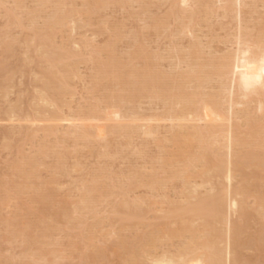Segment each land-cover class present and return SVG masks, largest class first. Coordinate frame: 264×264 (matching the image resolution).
<instances>
[{
	"label": "rangeland",
	"instance_id": "obj_1",
	"mask_svg": "<svg viewBox=\"0 0 264 264\" xmlns=\"http://www.w3.org/2000/svg\"><path fill=\"white\" fill-rule=\"evenodd\" d=\"M95 1L96 0H0V119L4 118V121L2 119L0 121L1 122L0 123V264H25V263L26 264H30V263L31 264H44V263H46V264H121L122 261H126V259H127V258L125 259L126 255L124 253L128 252V249L126 250L123 247L124 241H125V243H127V246L129 245L130 248H131V246L135 247V248L132 247L135 250H139L143 246L145 248L148 247L149 251H148V248H146V249L142 248V249H145L143 251L146 252L147 254L149 252L148 255H146V253H145L146 257L144 256V254H142L140 256L137 255L138 257H136V260H137L139 257L144 256L145 258L144 257L143 258L146 261V263H145L143 258H141L143 260H141L139 258V262L137 261L138 262L137 264H139L140 262H141L140 264H148L147 261L149 262L151 259V257H149L150 259H148V256L150 255V250L152 253L151 256H153V254H154L155 256L160 257L159 255H160V253H162L161 256L162 255H164V256L170 255V257H173V256L176 257V255H174L173 253L178 254L177 252H179V251H176V250H178L179 247H180V249H182L181 248L182 243H183L182 247L184 246V244L186 246V243H187L188 246L189 245H191L190 247L195 246V248H197V249L199 248V245H201V246L202 245L203 246L208 245V246H214L217 249L220 248L221 250H224L226 248L225 244H228V242H229L228 241V239H229L228 234L229 233H227V236H226V232L231 231L230 233H232L233 229L238 228V227H239V229H235V230L241 231L240 232L241 235H239V237L241 236L240 239L242 240L241 241L242 245H241V249L238 250L240 259L242 261L246 259L244 261V262H246V264H248V262L250 264H264V258H262V257H264V254H263L264 248L263 249L261 248V246L264 247V245H263L264 242L260 243V246L255 244L256 242L254 243L255 245H253V242H251V241H254V238H255V241H256V239H258V234L260 233L259 232L260 228L264 229V228H262V227H264V214H263L264 210H263V212H261L262 211L261 209H264V206L262 208L263 203H261V202H264V201L259 202L256 198L257 196H255V195H257V193L260 194L261 192H262L261 195H264L263 194L264 188L262 189L263 191L260 188V187H263V185H264V171L262 170L264 167L260 166L261 164L259 166L262 168L257 167V165L259 163L263 162V160H261V158H260L261 162H258V160H259L258 159L257 160L258 164H255V162H254V165L250 164L251 165L250 169L248 166L249 163L247 162L248 164L247 163L244 164L245 163L244 162L243 165H241L243 170L242 169H240V171H237L239 169L235 170V167L239 168L238 165H237L238 167L236 166V162L238 163V161H239L238 160L239 155L241 154L239 159L244 155L240 151L242 147H244L243 149L245 150V151H243V149H242L243 152H247L246 149H250L253 145H254L253 146L254 148L255 147L262 148L263 147L262 149H260V148H256V149H257V152H259V154H261L260 153L261 151H262V153H264L263 152L264 146H262V147L259 146V145H261V143H263L262 140L264 138V132L258 131L259 133H261V134H259L260 137H262V138L257 139L259 141L255 140L256 138L254 139V137H259V135H255V136L253 135V133L255 134V132L257 130H260V129H258L259 126H260V128H262V126L264 128V117H260V116H262V114L257 111V105H258L257 103L261 99L257 100V102H256V99H254L251 96L253 98L252 101H251V98L250 99L248 98L244 101V99L242 100V98L240 97L241 98V103H240L239 97L235 96L233 98V100H236V103H239L240 105L238 104V106L237 105H236V107L234 106L236 108V109L235 108L233 109V111L235 110L234 111L235 114H230L228 107H226L229 104V102H227V101H229V97L227 96L228 95L227 91L225 89L221 88L222 85L220 83L216 84L217 81L219 82V80H216L218 78L215 77L214 73H212L213 75L211 74L212 75L211 76L210 72L208 71L209 69H211V68H209L210 66H208L211 63L210 59L216 58V60L218 61L221 57H224L225 55H227V54L231 53V51H233V49L235 47L234 42H233L235 40V36H236L235 32H237L238 29H240V30L242 28L244 29V30L243 29L241 30V33L243 32L242 33L243 35H245L244 33L248 32L249 34L248 33L247 34H248L249 38H252V37L255 38L257 31L260 30V26L262 28L258 32V34L264 33V0H261V1L257 0V2H254L256 0H242V7L240 9V10H242V11H240L241 12L240 13V22L235 20L236 19V13H235L236 10L232 11V9H234V8L229 7L228 6L229 4L227 5L228 6L227 7L225 0H208V1L207 0L206 1L201 0V2H200V0H198V1L195 0L194 3H191L190 7H189L191 9L193 8L194 10H195V8H197L195 10V12L193 13V15H195L194 18L192 15V20H190V21L188 19L183 20V18H180L179 15L182 12H184V13L187 12V13H185L187 15V14H190L191 11H194V10L193 9L191 10L189 8L185 9L184 7H182V5H180L178 0H176V1L174 0L173 1L174 3L171 0H165V2H164V0H97L100 4L95 2ZM244 2H246V4ZM84 3L86 6L84 5ZM95 3H97L96 7H95ZM201 3H202V6H201ZM175 4L180 5V6H177V8H176ZM196 5L199 7H197ZM213 5L215 6V8ZM222 5H224L226 7V10H227L226 12L224 10L225 7L223 6L224 7V9H223ZM92 6H93V8H92ZM35 7H38V8H35ZM172 7L176 8V9H174ZM250 7H251V9H250ZM167 8H169V9H167ZM248 8H249V12H248ZM171 9H173V12L175 10V13H173ZM177 9H180L181 11L180 10L178 11ZM188 9H189V11L190 10L191 11L188 12L187 11ZM210 9L212 10V12ZM68 10L70 11V13ZM166 10H167V12H166ZM229 10H230V13H229ZM6 11H7V13H6ZM57 11H58V13H57ZM64 12L67 14H65ZM176 12H177V14H176ZM201 13H202V15H201ZM57 14L59 15V18H62V21L59 23L60 25L55 23L56 18H58ZM77 14H80V15H77ZM196 15H197V17H196ZM216 16L218 19L216 18ZM53 18H54V20H53ZM172 18H173V20H172ZM63 20H64V24H63ZM182 20L183 21L186 20V23L185 22L183 23ZM231 20H232V22H231ZM233 20H235V21H233ZM172 21H173V23H172ZM208 21H210V22L207 23ZM194 22H197L198 25ZM236 22L239 23L238 26H237ZM49 23L52 24L53 26L50 25ZM155 23H157V24L155 25ZM188 24H190L191 27H189ZM192 24H194V25H192ZM240 25H241V27H240ZM47 26H49V27H47ZM166 26H167V28H166ZM180 26L181 27L183 26L184 28H186L181 33H180V29L182 30L183 27L179 29ZM210 26L213 30L210 28ZM224 26L226 28H224ZM53 27H55V28H53ZM59 27L61 28V30L57 31L58 29H60ZM157 27L159 28V30H157ZM46 28H47L48 32L46 31ZM48 28H49V30H48ZM50 28H52V29H50ZM176 28L179 30L175 32ZM191 29H192V31H191ZM262 29H263V31H262ZM50 31H53V32H50ZM49 33L52 35L50 36ZM176 33H177V35H176ZM184 33H186V34H184ZM189 33H191V34H189ZM178 34H179V36H178ZM247 34L245 36H247ZM53 35H54V37H53ZM45 37H46V39H45ZM35 39H37V40H35ZM44 40H46V41L49 40V43L47 42L48 45L45 44L46 42ZM36 41L38 42L37 44H36ZM42 41H43V43H42ZM195 41L197 42L198 45L196 44ZM198 42H201V43H198ZM51 43H54V44H52L53 46L50 45ZM230 44H232V45H230ZM35 45H37V46H35ZM39 45H42V46H39ZM192 45H197L196 47L197 48L199 47L200 50L196 49V47L192 46ZM45 46H46V48L44 49L43 47H45ZM48 46L51 48H49ZM47 47L49 49H47ZM190 48H191V50H190ZM193 48H194V50L195 49L196 50L195 51L192 50ZM31 49H32V51H31ZM63 49L67 50V52L64 51ZM28 50H30V52ZM35 50H37V51L34 52ZM58 50L62 51V52H59ZM40 51L43 53H41ZM191 51L194 52L195 57L189 56ZM178 52H181V54ZM183 52H185L186 54ZM192 52H191V54L193 55ZM31 53H32V55H31ZM35 53L40 55V56H43V57H39L38 55L36 56ZM44 53H47V54H44ZM141 53H143V54H141ZM28 55H29V57H28ZM45 55H46V58H44ZM57 55H58V58H57ZM69 55L70 56L72 55V56L70 57ZM197 55H199L200 58ZM148 56L150 58H148ZM156 57H158L159 59ZM177 57H179V58H177ZM186 57H188V58H186ZM192 57L196 58V59H193ZM25 58H27V59H25ZM30 58L31 59L33 58V60L30 61ZM113 58H114V60H111ZM180 58L182 59V61L179 60ZM28 59H29V61H28ZM65 59H67V60H65ZM189 59H191V60L189 61ZM197 59L200 62L197 61ZM39 60H41V61H39ZM50 60L56 61V63H54L55 67L51 68V69L55 70L58 67L61 69V70H59V68H58V70L61 71V74L60 73L57 74V75H59V76L61 75V76L57 77V75H56L58 80H57V82H55L53 84L54 87L56 88V86L61 82L57 86V88H59L60 90L56 88V90L54 92H53V90H52V92L49 90L50 86H51L50 89H52V87H53L52 85L46 86V85H48L47 82L49 81V79L48 80L45 79V78H49V76L48 77H45V76L51 70L50 66L52 64L50 65V62H51ZM216 60L214 59V61H216ZM186 61H188L190 63L187 64ZM194 61H196L197 63ZM43 62H44V64H43ZM45 62L46 63L49 62V64H46ZM114 62H115V64H113ZM213 62L211 63L212 65H213ZM110 63H112V64H110ZM145 63H147V64H145ZM200 63H202L201 66H199V68H197L198 64L200 65ZM41 64H43V65H41ZM66 64L68 66H70V67H68L69 68L68 70L66 69L67 68ZM107 64L112 66V67H109ZM141 64L144 66L146 65V67L142 66ZM206 65H207V67H206ZM41 66L44 68L47 67L46 68L47 70L44 68H43L44 70L40 69ZM62 66L64 68H62ZM100 66H101V68H102V66L109 67L110 70L108 69V71L116 69V70H114L115 73L113 71H111V72H113V74H115V75L117 74L119 76L125 75L126 73L124 71L126 70L128 75L125 76L126 81L124 79L125 85L118 84L117 80L114 79L115 77H113L114 75H108V74L102 73L101 68L99 69ZM115 66H116V68H113ZM189 66H191V67L194 66L195 68L200 70L198 72V74L200 75V76H198L200 81H198L199 79L196 80V78H190L189 80H187L188 82L185 81L184 86L186 85L187 87L185 86L184 96L190 97V95H191V97H193L196 93L199 92L198 94H196L197 96L195 95L193 98L198 100V96H199V97H201V100H204V99L207 100L212 96V98H210V100L211 99H214V101L218 100V102H216V101L215 102L217 104H219L221 106V108L224 105H226V106H224L225 108L224 107L223 108L225 110L228 109L225 111L224 109L222 110L220 108V112H223V113H221V115H223L225 120L231 119V121H229L230 123L227 122L228 120L225 122H222V123L221 122L217 123V124H219V126L217 125L219 128L222 129L224 127L223 128L224 131H223V129H222V131H221V129H217L218 127L215 126V128H216L215 130L221 131V132L216 131V132H218L219 136L221 135L220 133H222V135L219 137V136H217V133H216L217 137L215 136L216 137L215 139L210 138V139H204V141H202V143H204V144L207 143V144H212L213 146L215 145L213 148L212 145L209 146V145L205 144L207 147L208 146L210 147L209 150L212 153L211 155H214V157H215V152L217 153L218 148L221 146L223 147V148L221 147V149L218 150V154H220V156L222 154L221 157H224V156L226 157V158L224 157V161L230 160L229 163H231V161H232V163L230 164L231 166L229 165L228 162H224L223 163V165L225 164L223 166L224 168L226 165H227V168H228V165L230 167H232L234 161H236V159L238 160L234 163L235 167L233 166L231 169H229L231 171L234 168L235 172H233L234 170H232L233 176L231 175V177L233 179L231 178V181L233 183H231L230 184L231 186H228V187H232V186L236 187L237 186L236 189L238 191V188L242 187L243 183L247 181L246 176H247V178L249 176L248 183L252 182L255 178H257V179H255V180H257L256 183L251 184L253 187H251L250 184H244V186L246 185L247 187H251V190L253 188L252 193L247 191V193H246L247 195L243 194V193H245V189H243L244 187L240 188V190L243 189L244 192H241L240 190L237 192L235 190L237 193L240 192L239 196L242 193L243 196L245 195V197H246V198H244V197L241 198V196H242L241 195L240 200L244 199V201L242 200L243 201L242 202L243 203L242 210L244 209L247 212L242 211V213H245L246 214L245 216L247 218H245L244 214L240 213L241 211L240 212L237 211L235 213L228 214L227 220L225 218L224 221H226V222H224L223 225H222L223 222L222 223L219 222L221 227H219L218 223L215 224V222H218V221H215V222L211 221L210 224L208 225V227L210 226V228L211 227L212 228L210 229L207 227L208 230H210V232L212 231V229L214 228L215 225L216 226L218 225V227H219L218 230H221V229L223 230V231L222 230L217 231V233L224 232V237H219V234H218L217 235L218 237L216 238L215 234H217V233H216L215 228L217 229V227L215 226V228H214L215 238H213L212 240H211L212 234L210 232H208L211 234L210 240H208L209 234L207 232H206L207 234H205V231H207L206 228L202 227L203 224L200 221L201 219H199L198 217L196 218V216H199L197 212L192 213L196 219L194 218V216H190L192 214H189L188 217L193 218V222H192V219L189 220L186 217L187 216L186 214H185L186 215L185 217H182V215L184 216V214L182 212L179 213L180 210L178 209L181 207L180 206L181 204H182V206L190 205V203L187 202V201H189V202H193L191 204L192 208L194 209V207H195L194 210H197V208H198L197 203L199 202L198 199L200 197L203 198L204 196H206V198H210V193H211V197L216 199V198H218V196L214 197L213 195L217 194L216 190L218 191V189L221 187H223V188L219 189V191H221L222 189H224V190H222L221 193L220 192L218 193V194L223 193L222 196H220L219 198L225 197V196L228 197L230 195L229 193H227L229 189H227V187H225L226 186L225 184H227L226 183L227 180H226V178L224 179V177H225L224 172H226L227 168H225V170H223V172L220 173V175L217 174V176L216 175L211 176L212 174L217 173V172L213 173L214 165L212 166L211 164H214V161L213 162L211 161V164H210V162L206 163L205 165L207 166L209 164L211 169L213 167L212 170L209 167L207 168L212 172L211 173L208 170L207 173L210 172L211 174L207 175V173H206V177L208 176L207 180H208V178L209 179L213 178V179L208 180L209 182H211L210 184H208V181L205 180L206 178L204 179L203 176L205 174L201 173L202 172V164L204 162L203 163L201 162V157H200L203 155H200V154L197 155V153L202 152L201 149H205L204 144L201 145L202 144L201 143L200 144L201 146H199V145L197 146L196 144H194V145H196V147L192 146L193 150L195 149L194 151L197 155V156L194 155L195 157L193 156V154H195V153H192L193 152L192 147L189 145V143L187 141L183 145L185 146V144L186 145L188 144L189 148L191 147L190 149L187 147L185 149V147H182V146L180 149H178V147H174V146H176L175 144L172 147V144L174 142L172 140H173V136L175 134L172 129L177 130L178 128H180V129H183V130L179 129L180 131H182L183 133H186V132H190L192 129L193 130L196 129V126H197V128H198V126H200L199 128H201V125H202V127L205 126V124L203 125L204 122L198 123V121H196V120H191L193 118V116H191L192 118L189 119L188 116L190 117L191 114L186 113L187 111L184 113V111L181 108V106H183L181 102H180V106H178V104H179L178 100L173 99V98H169L172 100L171 101L168 98H166V96H172L174 94H177V91L174 88L173 84H175V82L179 81L181 79V76H185L186 73L190 71ZM38 67H40V68H38ZM105 67L102 69L107 71V69H105ZM121 68L124 71L123 70L120 71ZM185 68H187V69L185 70ZM207 68H209V69H207ZM64 69H65V71H64ZM139 69H140V71H139ZM201 69H203V70H201ZM70 70L74 71V73L71 72ZM210 71L212 72V69ZM44 72L46 73V75ZM51 72L56 73V70L55 71L51 70ZM144 72H146V73H144ZM204 72H206L207 74L204 75L205 74ZM99 73L104 74L105 77L107 76V79L102 74H99ZM147 73L152 74V75L156 74V76L160 75L159 77L163 78V80L162 79L161 80L165 85L167 83H169L168 84L169 86L166 85V93L168 92L171 95L168 94L166 96H162V98L158 97V95L155 93L157 91L155 84H149L150 87L147 86L146 91H144V93L143 92L139 93V92L135 91L133 88L134 87H135V89L139 88V85L142 82V81H140V80H142V75L147 74ZM163 73H164V75H162ZM179 73H181V74H179ZM67 74L70 76H68L67 79L65 80ZM182 74H184V75H182ZM208 74L210 76H208ZM63 75L65 77H63ZM75 75H76V77H75ZM136 75L140 76V78L139 77L137 78ZM130 76H132V77H130ZM161 76H163V77H161ZM206 77H209V79H207ZM174 79H176L175 82H174ZM205 79H207V81ZM42 80H44V81H42ZM45 80H47V81H45ZM63 80L65 82H67V85L64 83ZM164 80L165 81L167 80V81L164 82ZM201 80H203V82ZM54 81H56V79H54ZM138 81H140V82H138ZM170 82L171 83L174 82V83L171 84ZM204 82H206V83H204ZM64 85L66 88L63 87ZM151 85L153 86V88ZM42 86H43V88H42ZM60 86L62 89L60 88ZM171 87H173L174 89ZM188 87H190V88H188ZM45 88L47 89L48 92H46V91L44 92ZM41 89H43V91H41ZM124 89H125V91H124ZM197 89H199L200 91H198ZM218 89H220V92ZM35 90H36V92H35ZM60 91H61V93H60ZM123 91H124V93H123ZM130 91H133V92H130ZM55 92L58 95H60V94L61 95L58 96L57 94H55ZM134 92H136V93L134 94ZM147 92L149 94H146ZM45 93H48V94H45ZM50 93H51V95H50ZM132 93L134 94V96L132 95ZM142 93H143V95H141ZM186 93H187V95H186ZM130 94H131V96H130ZM39 95H40V97H38ZM42 95L44 96L45 101L44 100L42 101V99H43L41 97ZM109 95H111V96H109ZM112 95H115V96H112ZM120 95H123L124 97H122ZM137 95L138 96L141 95V96L136 98ZM33 96H34V98H33ZM213 96H214V98H213ZM218 96L221 99L217 98ZM60 97H61V99H60ZM121 97L123 99L124 98L125 99L123 100V99H121ZM157 98H159V99H157ZM255 98L258 99V97H255ZM35 100H37V101H35ZM46 100H48V101H46ZM199 100H200V98H199ZM219 100H221V101L219 102ZM242 101H244V102H242ZM59 102H61V103L59 104ZM133 102H135V104ZM53 103H56V105ZM47 104H49V105H47ZM41 105L43 107H40ZM48 106H49V108H48ZM170 106H171V108L168 109V107H170ZM38 107H40L41 110ZM45 107H46V109H45ZM34 108H38V109L34 110ZM124 108H125V110H124ZM178 108H180V110H182V111H180V113L183 112L182 115L178 113L179 112ZM170 110H172V111H170ZM173 110H174V112H175V110H176V112L178 111L177 113L175 112V114L176 115L178 114L177 116H179V117L182 116L183 119H185V120L180 121V122H172L171 119L173 117H175ZM233 111H232V113H233ZM53 112L56 113V115H54ZM115 112H118L120 117H115V115H114ZM169 112L171 115H172V113L174 115V116L170 115L171 119L168 118ZM248 112H250V113H248ZM35 114L38 116H35ZM49 115H52V116H49ZM228 115H230L231 118ZM58 117H60L61 119H59ZM9 118L11 119L10 122H8L10 120ZM64 118H66L68 120L73 119V121L76 122L75 123L76 126L78 125L77 128H76V126H72L73 128L72 127L70 128L71 125H68L70 123L65 122ZM187 118L189 121H186ZM7 119H9V120H7ZM78 119H80V120H78ZM169 120H171V121H169ZM73 121L71 124H74ZM190 121H192V123ZM259 121L261 124H259ZM247 122H251V123H248L249 125H254V124L256 125L255 127L252 126L253 128H256L255 132H253L254 129L250 128L251 126L249 127L248 124H247L248 128L247 129L245 128V130H244V127H246L245 124ZM172 124L174 126L176 124L178 127L177 126L174 127ZM89 125L92 128L88 127ZM185 125H186V127H185ZM232 125H233V127L231 128ZM181 126H183V127L181 128ZM46 127H47V129H46ZM66 127L68 130L65 129ZM82 127H84V128H82ZM74 128H76V130ZM145 128H149L151 130V133H150L151 135L150 134L149 135L143 134V130ZM236 128H237V132H239L238 134H237V132L236 133L234 132V129H236ZM42 129L45 130V132L42 131ZM82 129L91 130L90 132H92V133H95L98 130L102 131L100 140H98V138H93L95 140V142H94L92 139L81 138L78 135V131H80ZM228 129H229V132L227 131ZM250 129L252 130L253 133L250 132L251 131ZM73 130L77 133V135H75L76 133L72 134V132H74ZM171 130H172V132H171ZM179 130H177V131L180 132ZM225 130H226V132H225ZM230 130L237 135H235L234 133L232 135L230 133L231 132ZM4 131H5V133H4ZM64 131H66L65 132L66 134L65 133L63 134ZM117 131H119V132H117ZM177 131H175V132H177ZM141 132L143 134L142 136H141ZM111 133H113V134H111ZM223 133H225V134H223ZM249 133H251L250 135H252V136L249 135L250 137H247L248 135H246V134H249ZM120 134L122 136H120ZM227 134H229V135L231 134L232 139H234V138L237 139L239 137L241 139V140L238 139V140H240L239 142L237 141L238 144H236V141H235V146H234L235 149L233 146H231L232 151L226 150L227 148L224 149L227 146L226 145L227 141L224 139V138H226L225 135H227ZM256 134H257V132H256ZM69 135H71V136H69ZM233 136H235V137H233ZM241 136L242 137L244 136V138L246 136V140H249L248 143ZM117 137H119V138H117ZM208 140L211 143H209ZM211 140H215L216 143L214 141L212 142ZM242 140H244V141H242ZM92 141L94 144H92ZM222 141H225V143H223ZM250 141L252 143H256V144H252ZM85 142H87L88 144L87 143L85 144ZM240 142H243V143H240ZM244 142H246L249 145V147ZM249 142H250V144H252L251 146H250ZM259 142H260V144H257ZM219 143L221 144V146ZM216 144L218 145V148H216L217 147ZM240 144H243V146H241V148H240ZM125 145H127V146H125ZM236 145H239L240 149ZM244 145H246V146H244ZM162 146L164 147V149ZM253 147L250 150L253 151L254 150ZM199 148H200V150H199ZM212 148L214 149V151ZM88 149H90V150H88ZM131 149H132V151H131ZM176 149H178L180 152L182 151L181 152L182 155L185 154L184 149L186 151H187V149H189L186 152L187 155H184V157H185V160L186 159L188 160V157L190 156L191 159L189 158V160H191V162H188L189 160L185 161L184 158H183V161H185L186 163L185 162L183 163V161L181 160L182 158L176 159V157H178L176 155L180 154L178 151H176ZM215 149H217V150L215 151ZM259 149H260V151H259ZM197 150H198V152H196ZM234 150L238 151V152H236L237 154L233 153V152H235ZM223 151H225V152L221 153ZM130 152H131V154H130ZM176 152H178L179 154ZM210 152H209V154H210ZM229 152H230V154H229ZM171 153H173V154H171ZM188 153L189 154L191 153V155H188ZM209 154L207 153L208 158L205 156L204 159H206V158H207L206 160L212 159V156H210ZM234 154L238 155L237 158H236V155H235V157H232ZM165 155L168 157H166ZM182 155H179V157H182ZM262 155L264 156V154H262ZM227 156L231 157V158L229 159V158H227ZM263 156H262V158H263ZM160 157H162V158L165 157V158L162 160V158H160ZM196 157H199L200 159L197 160L198 158H196ZM160 159H161V161H160ZM194 159H196L195 162H197V165L195 163V166L193 164ZM212 160H214V158ZM60 161L62 162L63 165L61 164ZM198 162H201V163L199 164ZM66 163H67V165H66ZM187 163H189V164H187ZM184 164H186V165H184ZM191 164H193V165L191 166ZM170 165L173 166V167L171 166L172 167L171 169L173 171L171 169H169L170 167L168 168V166H170ZM245 165L247 167L244 168L243 166H245ZM185 166H187V167H185ZM241 166H240V168H241ZM189 167H191V168H189ZM165 169H167V170H165ZM258 169H259V172H258ZM59 170L61 172H57ZM66 170H67V172H66ZM168 170H170L171 172ZM181 170L184 173L187 170H189V171H187L185 173V175H183L184 173H182ZM184 170H186V171H184ZM174 171H178L177 173H179L181 171V173H179L178 175H176V177H174L176 174ZM190 171H191V173H190ZM198 171H199V173H198ZM236 171H237V173H236ZM252 171L256 175L255 178L253 177L254 175L250 176V174H253ZM193 172L196 173V175L201 174L200 178H198L199 176H196V177L194 176L195 178H188V177H191L189 175H192V176L194 175ZM235 173L236 174L239 173L237 175V177H236ZM154 174L156 175V178L154 177L155 176ZM161 175H162V177H161ZM242 175L245 176V178ZM142 176H144V177L141 178ZM241 176L243 177V181L239 180L241 178ZM167 177H169V178H167ZM186 177H187V181L189 180L188 183L186 181ZM217 177H219V178H217ZM220 177H221V179H220ZM158 178H160V179H158ZM202 179H204L205 181L202 182ZM218 179H219V181L217 182ZM236 180H238V181H236ZM127 181L129 183H127ZM239 181H242V182L240 183ZM51 182H53V183H51ZM216 182H217V184L222 182L223 185L220 184V186L219 185L217 186ZM185 183L187 185H185ZM257 183L259 184V186H257L258 185ZM77 184H79V185H77ZM133 184H135V185H133ZM203 184L205 186H203ZM214 184L216 185V188H218V189H216V190L214 189L215 188ZM197 185H198V188H197ZM211 185L214 186L213 187L214 190L212 189ZM248 185H250V186H248ZM95 186H97V187H95ZM132 186H134V187H132ZM186 186H188V188L189 187H191V188L187 189ZM192 186L194 187V190H196V191H193ZM42 188H44L43 191H42ZM47 188L48 189L51 188L50 190L51 191L53 190V193L55 192V194L50 195L51 197L48 196L49 194H52V193L50 190L47 192L46 191ZM89 189L91 190V191H89L90 194H92V195H90V197L92 196L91 199H89V192H87ZM210 189H212L213 192ZM248 189L249 188H246V190H248ZM225 190H227V191L225 192ZM258 190H260V191H258ZM182 191L186 192V193H187V191H189V193H187L189 195L187 196V194L183 193ZM190 191L192 192L191 194H190ZM231 191H229V192H231V195H232L233 192H235V191L234 190H231ZM254 191L255 192L258 191V192H256V194H255V193H253ZM39 192H40V194L43 195V196L41 195V197H43V198H46L47 196L50 197V198H47V200L49 201L50 204L48 202H45L46 206L49 207L50 210L46 207L41 206V203H42V205H44V203L40 200L41 197L38 194ZM46 192L48 195L46 194ZM204 192H206V193L204 194ZM208 192H210V193H208ZM83 193L84 194L88 193V196L83 195ZM125 193H127V194H125ZM207 193L209 196L206 195ZM248 193L250 195H248ZM181 194H183V196ZM44 195H46V196H44ZM185 195L187 198L185 197ZM234 195H236V194L234 193ZM83 196H85V197H83ZM194 196L197 197L196 200H195ZM129 197H130V199H129ZM184 197L186 199H188V200H186V202L183 201L185 199ZM191 197H193V198H191ZM235 197L237 199H239L237 196H234L233 198H235ZM148 198H149V200H148ZM259 198L260 197H258V199ZM38 199H39V201H38ZM87 200H89L88 204H87V202H88ZM203 200H205V198ZM255 200H257L261 204H257L256 203L257 201H255ZM259 200H263V199L260 198ZM36 201L37 202L41 201L40 205ZM81 201H84L86 203V205H90V206L89 207L86 205L84 206L83 204H85V203L84 202L81 203ZM118 201L120 204L118 203ZM78 202H79V204H77ZM132 202L136 205H139V208L136 207L138 210L135 207H133ZM149 202H151V207H150V204H148ZM47 203L49 206L47 205ZM175 203H177L179 205L176 206ZM183 203H185V204H183ZM121 204H123V205H121ZM126 204L128 207L126 206ZM92 205H94L93 208H91ZM168 205H170V206H168ZM40 207L43 208L42 212L44 214H42V212H40ZM86 207H87V209L85 210L84 208H86ZM126 207H127L126 210H130V211L127 212L125 210ZM89 208H90V211H88ZM166 208H168V209L166 210ZM44 209H47V210H44ZM75 209H77V210H75ZM174 209H176L175 212L177 214L175 212L174 213L172 212V211H174ZM256 209H258V210L260 209L259 210L260 212L257 211ZM69 210H71V211H69ZM160 210H162L163 214L161 213ZM168 210H171V211H168ZM37 211L41 214H38ZM50 211H53V214H55V216ZM83 211H86V212H83ZM119 211H121V212H119ZM117 212H119L120 215ZM133 212H135V213H133ZM136 212H138V213L136 214ZM89 213H91V214H89ZM128 213L131 215L129 216ZM139 213H140V215H139ZM126 214L128 215L126 217H131L127 221V222L131 221V224L129 225L130 227L128 226V224L130 222L124 223V224H122L120 222L121 221L120 219L123 218L122 216H124ZM240 214H242V215H240ZM161 215H163V217ZM173 216H174V218H173ZM232 216H234V217L232 218ZM178 217H182L181 223H184L185 221H187V222L191 221L192 224L193 223H196V224H193L194 227H191L192 225L189 224L190 222L186 223L187 225H183L180 223V220H178L180 225L181 226L183 225V226L182 227L177 226V227L173 228L175 226L174 222H177ZM241 217L245 218V220H244L245 223L243 225H242L243 220L242 221L240 220ZM17 218H18V220H17ZM51 218L53 219L54 222L52 221L50 223L49 221L52 220ZM124 218H125V216H124ZM186 218L188 220H186ZM244 218H242V219H244ZM13 220H15L17 222L18 226L15 223V221H13ZM37 220L39 221V223L37 222ZM41 220H43L44 222L46 221L51 225L53 224L52 228L48 226L49 224H47V223L45 224L44 222H41ZM196 220H198V222H200V225ZM124 221H125V219L122 222H124ZM7 222L11 226H9L7 224ZM98 222H99V224H98ZM212 222L215 225H212ZM116 223H118V224L116 225ZM156 223H157V225H155ZM165 223H167V224H165ZM234 223H236L238 225L240 223L241 226L237 225L238 226L237 227L236 224H234ZM173 224H174V226H172ZM14 225H15V227H12ZM42 225H44V226L42 227ZM230 225H233L234 228H233V226H230ZM27 226H29V227H27ZM34 226L37 228L34 229ZM38 226H40V227H38ZM47 226H48V228H47ZM185 226L190 227V229L195 228V226H196L198 230L196 229V232H195V229H192V230H194V231H192V232H194L193 235H190L189 232L186 234H183V231L185 230V228H184ZM200 226H201V228H200ZM8 227H9V229H8ZM25 227H27L28 229H26ZM161 227H162V229H161ZM241 227H242V229H240ZM41 228L44 229V232L41 230ZM49 228H51V229L48 230ZM157 228H159V229H157ZM163 228H165V229H163ZM176 228H178V229H176ZM182 228H184V229H182ZM202 228H204L203 231H202ZM229 228H230V230H227ZM29 229H32L34 231H32V230L29 231ZM174 229H176V230L174 231ZM179 229H181V231ZM22 230H23V234H22ZM27 230L29 232H27L28 234H27V236H25L26 235L25 233ZM163 230H165V231H163ZM167 230H168V232H167ZM177 230L180 231V233L182 232L181 234H183V236L182 235L179 236L180 233L176 232ZM200 230L202 233H200V235H197V237H196V234L199 233ZM170 231H172V233ZM173 231H174V233H173ZM186 231L187 230H185L184 232H186ZM256 231H258V232H256ZM35 232H37L36 237H35ZM164 232L166 233V235L167 234L169 235V233H170L171 236H169V237H171V238L167 237L168 235L165 236ZM262 232H264V231L262 230ZM262 232H261V234H262ZM12 233H14V234H12ZM212 233H213V231H212ZM10 234H12L13 236H11ZM29 234L31 237L29 236ZM41 234H44V235H41ZM221 234H223V233H221ZM148 235H151L154 238H151V236H148ZM175 235H177V237L179 236V238H175L176 237ZM189 235H190V238H188ZM205 235L207 238L205 237ZM21 236H22V238H21ZM173 236H175V237H173ZM191 236L194 238H192ZM229 236H230V234H229ZM262 236H263V234H262ZM26 237H28V239ZM142 237H143V239H142ZM146 237L147 238L149 237L148 238L149 240L145 239V241H148V243L143 242L144 238H146ZM203 237L208 240L207 243H205L207 240H204ZM25 238H26V240H25ZM37 238H38V240H37ZM40 238H43V239H40ZM137 238H138V240H136ZM201 238H203V241ZM260 238H262V237H260ZM22 239L25 241H23ZM29 239H31V241ZM151 239H153V241H151L152 243L150 242ZM187 239L189 242H186ZM215 239H217V241ZM219 239H221V240L223 239V240L219 241ZM154 240H155V242H154ZM165 240H166V242H165ZM169 240H171V241H169ZM160 241H162L161 244L159 243ZM25 242H27V243H25ZM28 242L30 244H32L31 250H30V246H29L30 244H28ZM142 242L144 243V245H142L143 244ZM37 244H40V246ZM145 244H148V245L145 246ZM137 245H139V247ZM149 245H150V247H149ZM246 245L250 248V250H245V249H249L248 247H246ZM26 246L29 248L27 249ZM38 246L40 248L42 247V249L39 248L41 251L37 249ZM256 246H258L259 248L257 247L254 249V247H256ZM260 248L262 249V252H261ZM116 249H117V251H116ZM199 249H201V248H199ZM258 249H259V251H258ZM101 250H102V252H101ZM201 250L204 251L203 248ZM201 250H198V252H200ZM43 251H45V253H43ZM40 252H42L41 255L39 254ZM92 252H94V253L92 254ZM171 252L173 255L171 254ZM200 253H202V252H200ZM127 254H130V252H128ZM241 254H243V255H241ZM260 254L262 256H260ZM102 255H103V257H102ZM99 256H100V258H99ZM128 256L129 255H127L126 257H128ZM245 256H247V257L245 258ZM44 257H45V259H44ZM41 258H43L44 260ZM20 261H21V263H20Z\"/></svg>",
	"mask_w": 264,
	"mask_h": 264
},
{
	"label": "bare ground",
	"instance_id": "obj_2",
	"mask_svg": "<svg viewBox=\"0 0 264 264\" xmlns=\"http://www.w3.org/2000/svg\"><path fill=\"white\" fill-rule=\"evenodd\" d=\"M172 2L174 1V0H171ZM170 1V2H171ZM176 1V0H175ZM194 1L195 0H178V2L180 3V5H182V7H184L185 9H187V8H189L190 7V4L191 3H194ZM196 1H198V0H196ZM206 1V0H205ZM208 1V0H207ZM226 1V6L228 5L229 7H231V8H234V9H232V11L233 10H236V19L235 20H237L238 22H240V11H242V10H240L241 9V7H242V0H225ZM261 1V0H260ZM90 2V1H89ZM95 2H97V3H99L97 0L95 1ZM164 2H165V0H164ZM167 2V1H166ZM169 2V3H170ZM200 2H201V0H200ZM247 2V1H246ZM246 2H244L245 4H246ZM254 2H257V0L256 1H254ZM43 3V2H42ZM97 3H95V7L97 6L96 4ZM127 3V2H126ZM174 3V2H173ZM224 3V2H223ZM222 3V4H223ZM249 3V2H248ZM100 4V3H99ZM218 4V3H217ZM254 4V3H253ZM41 5V4H40ZM44 5V4H43ZM84 5H85V3H84ZM176 5V4H175ZM174 5V6H175ZM180 5H176V8H177V6H180ZM199 5V4H198ZM86 6V5H85ZM89 6V5H88ZM91 6V5H90ZM193 6V5H192ZM197 6V5H196ZM201 6H202V3H201ZM214 6V5H213ZM224 5H222V7H223ZM227 6V7H228ZM252 6V5H251ZM16 7V6H15ZM181 7V8H182ZM197 7H199V6H197ZM206 7V6H205ZM210 7V6H209ZM225 7V6H224ZM224 7H223V9H224ZM35 8H38V7H35ZM55 8V7H54ZM53 8V9H54ZM86 8V7H85ZM89 8V7H88ZM92 8H93V6H92ZM172 8H174V7H172ZM176 8H174V9H176ZM201 8V7H200ZM207 8V7H206ZM214 8H215V6H214ZM213 8V9H214ZM219 8V7H218ZM257 8V7H256ZM97 9V8H96ZM167 9H169V8H167ZM189 9H191V8H189ZM189 9L187 10L188 12H190L189 11ZM197 8H195V10H196ZM229 9V8H228ZM250 9H251V7H250ZM34 10V9H33ZM59 10V9H58ZM65 10V9H64ZM172 10V12H173V9H171ZM178 11L180 10V9H177ZM194 10V9H193ZM195 10L194 11H191V13L190 14H185V13H187V12H182V13H180V15H179V17L180 18H183V20L184 19H188L189 21L190 20H192V15H193V13L195 12ZM211 10V9H210ZM225 12L227 11L226 10V7H225ZM254 10V9H253ZM14 11V10H13ZM69 11V10H68ZM91 11V10H90ZM181 11V10H180ZM185 11V10H184ZM209 11V10H208ZM9 12V11H8ZM73 12V11H72ZM87 12V11H86ZM89 12V11H88ZM96 12V11H95ZM94 12V13H95ZM166 12H167V10H166ZM201 12V11H200ZM211 12H212V10H211ZM224 12V13H225ZM248 12H249V8H248ZM6 13H7V11H6ZM57 13H58V11H57ZM65 13V12H64ZM69 13H70V11H69ZM91 13V12H90ZM173 13H175V10H174V12ZM172 13V14H173ZM179 13V12H178ZM208 13V12H207ZM229 13H230V10H229ZM65 14H67V13H65ZM74 14V13H73ZM176 14H177V12H176ZM197 14V13H196ZM226 14V13H225ZM228 14V13H227ZM8 15V14H7ZM34 15V14H33ZM77 15H80V14H77ZM143 15V14H142ZM174 15V14H173ZM201 15H202V13H201ZM230 15V14H229ZM235 15V14H234ZM55 16V15H54ZM63 16V15H62ZM194 16L195 15H193V18H194ZM199 16V15H198ZM223 16V15H222ZM231 16V15H230ZM33 17V16H32ZM56 17V16H55ZM57 17L58 18H56V24H59L61 21H62V18H59V15L57 14ZM196 17H197V15H196ZM206 17V16H205ZM227 17V16H226ZM229 17V16H228ZM73 18V17H72ZM216 18H217V16H216ZM65 19V18H64ZM171 19V18H170ZM215 19V18H214ZM218 19V18H217ZM230 19V18H229ZM242 19V18H241ZM53 20H54V18H53ZM73 20V19H72ZM172 20H173V18H172ZM179 20V19H178ZM182 20V21H183ZM201 20V19H200ZM224 20V19H223ZM235 20H233V21H235ZM66 21V20H65ZM52 22V21H51ZM155 22V21H154ZM164 22V21H163ZM162 22V23H163ZM178 22V21H177ZM180 22V21H179ZM186 23V20L185 21H183V23ZM210 21H208L207 23H209ZM214 22V21H213ZM231 22H232V20H231ZM238 22H236L237 23V26H238ZM172 23H173V21H172ZM194 23H196L197 24V22H194ZM206 23V24H207ZM212 23V22H211ZM243 23V22H242ZM50 24V23H49ZM48 24V25H49ZM54 24V23H53ZM63 24H64V20H63ZM157 23H155V25H156ZM201 24V23H200ZM244 24V23H243ZM259 24V23H258ZM21 25V24H20ZM50 25H52V24H50ZM60 25V24H59ZM58 25V26H59ZM69 25V24H68ZM162 25V24H161ZM176 25V24H175ZM174 25V26H175ZM189 25V27H191V25L190 24H188ZM192 25H194V24H192ZM198 25V24H197ZM213 25V24H212ZM211 25V26H212ZM227 25V24H226ZM260 25V24H259ZM53 26V25H52ZM211 26H210V28H211ZM235 26V25H234ZM236 26V27H237ZM47 27H49V26H47ZM56 27V26H55ZM55 27H53V28H55ZM155 27V26H154ZM177 27V26H176ZM183 27V26H182ZM181 26L179 27V29L180 28H182ZM197 27V26H196ZM195 27V28H196ZM208 27V26H207ZM240 27H241V25H240ZM256 27V26H255ZM58 28V27H57ZM60 28V27H59ZM75 28V27H74ZM156 28V27H155ZM154 28V29H155ZM166 28H167V26H166ZM222 28V27H221ZM224 28H226L225 26H224ZM261 26H260V30H261ZM37 29V28H36ZM44 29V28H43ZM50 29H52V28H50ZM179 29H177L176 28V30H175V32L176 31H178ZM186 28H182V30L180 29V33L181 32H183L184 30H185ZM212 29V28H211ZM228 29V28H227ZM243 29V28H242ZM241 29V30H242ZM48 30H49V28H48ZM55 30V29H54ZM59 30H61V28L60 29H58L57 31H59ZM156 30V29H155ZM157 30H159V28L157 27ZM213 30V29H212ZM231 30V29H230ZM241 30L240 29H238L237 30V32H235L236 33V36H235V40L233 41L234 42V45H235V47H234V49H233V51H231V53H229V54H227V55H223L224 57H219L220 59L217 61L216 60V58H213V59H210L211 60V63L214 61V59L216 60V61H214L213 62V65L210 63V65H208V66H210L209 68H211L212 69V72L210 71L211 69H209V68H207V69H209L208 71L210 72V75L212 74V73H214V75H215V77H217L218 79H216V80H219V82L217 81L216 82V84H221L222 86H221V88H223V89H225L226 91H227V93H228V97H229V101H227V102H229V104H228V106H226V105H224V106H226V107H228V109H229V111H230V114H235L234 113V111H233V109L236 107V105L238 106V104L239 103H236V100H233V98L235 97V96H237V97H239V99H240V103H241V98H242V100L244 99V101L246 100V99H250L251 98V101H252V99L254 98V99H256V102H257V100H259V99H261V100H259L258 101V105H257V111L259 112V113H261L262 114V116H260V117H264V87H261L260 86V84L259 83H257L256 82V80H257V77H259V74H260V67H259V53H260V51H261V49H264V33L263 34H258V32L260 31H257V36L255 35V38H249L248 37V34L247 33H244L245 35L247 34V36H245V35H243L242 33H241ZM244 30V29H243ZM37 31V30H36ZM43 31V30H42ZM46 31H47V28H46ZM172 31V30H171ZM191 31H192V29H191ZM262 31H263V29H262ZM261 31V32H262ZM48 32V31H47ZM50 32H53V31H50ZM187 32V31H186ZM250 32V31H249ZM160 33V32H159ZM36 34V33H35ZM184 34H186V33H184ZM189 34H191V33H189ZM228 34V33H227ZM231 34V33H230ZM49 35L51 36L52 34H50L49 33ZM176 35H177V33H176ZM183 35V34H182ZM34 36V35H33ZM39 36V35H38ZM37 36V37H38ZM45 36V35H44ZM43 36V37H44ZM178 36H179V34H178ZM193 36V35H192ZM215 36V35H214ZM232 36V35H231ZM53 37H54V35H53ZM135 37V36H134ZM182 37V36H181ZM213 37V36H212ZM42 38V37H41ZM175 38V37H174ZM194 38V37H193ZM45 39H46V37H45ZM137 39V38H136ZM35 40H37V39H35ZM50 40V39H49ZM49 40L48 41H46V40H44L46 43L45 44H47V42L49 43ZM32 41V40H31ZM41 42V41H40ZM196 42V41H195ZM33 43V42H32ZM38 42L36 41V44H37ZM42 43H43V41H42ZM171 43V42H170ZM193 43V42H192ZM191 43V44H192ZM198 43H201V42H198ZM52 44H54V43H51L50 45H52ZM173 44V43H172ZM195 44V43H194ZM196 44H197V42H196ZM48 45V44H47ZM198 45V44H197ZM197 45H192V46H197ZM230 45H232V44H230ZM35 46H37V45H35ZM39 46H42V45H39ZM53 46V45H52ZM49 47V46H48ZM47 47V49H49V48H51V47H49L48 48ZM231 47V46H230ZM229 47V48H230ZM33 48V47H32ZM40 48V47H39ZM44 49L46 48V46L45 47H43ZM188 48V47H187ZM35 49V48H34ZM43 49V50H44ZM61 49V48H60ZM196 49H198V50H200L199 49V47L197 48L196 47ZM195 49V50H196ZM56 50V49H55ZM64 51H66L67 52V50H65V49H63ZM187 50V49H186ZM190 50H191V48H190ZM192 50H194V48L192 49ZM194 50V51H195ZM29 52H30V50H28ZM31 51H32V49H31ZM37 50H35L34 52H36ZM59 51V50H58ZM109 51V50H108ZM244 51H251V53H252V58H250L249 60H248V62L247 63H244V61H243V57L241 56V59H240V61L238 62V60H237V53L238 52H244ZM41 52V51H40ZM47 52V51H46ZM59 52H62V51H59ZM65 52V53H66ZM70 52V51H69ZM111 52V51H110ZM139 52V51H138ZM192 52V51H191ZM191 52H190V55L189 56H193V57H195L194 56V52H192L193 53V55L191 54ZM198 52V51H197ZM41 53H43V52H41ZM50 53V52H49ZM54 53V52H53ZM52 53V54H53ZM71 53V52H70ZM69 53V54H70ZM76 53V52H75ZM178 53H180L181 54V52H178ZM183 53H185V52H183ZM196 53V52H195ZM226 53V52H225ZM44 54H47V53H44ZM67 54V53H66ZM65 54V55H66ZM109 54V53H108ZM113 54V53H112ZM133 54V53H132ZM139 54V53H138ZM141 54H143V53H141ZM186 54V53H185ZM31 55H32V53H31ZM35 55L37 56L38 54H36L35 53ZM49 55V54H48ZM62 55V54H61ZM149 55V54H148ZM209 55V54H208ZM39 57H43V56H40V55H38ZM51 56V55H50ZM55 56V55H54ZM67 56V55H66ZM70 56V55H69ZM72 56V55H71ZM70 56V57H71ZM111 56V55H110ZM133 56V55H132ZM142 56V55H141ZM198 57H199V55H197ZM204 56V55H203ZM213 56V55H212ZM28 57H29V55H28ZM34 57V56H33ZM65 57V56H64ZM114 57V56H113ZM147 57V56H146ZM192 57V58H193ZM197 57V58H198ZM35 58V57H34ZM44 58H46V55L44 56ZM43 58V59H44ZM52 58V57H51ZM57 58H58V55H57ZM56 58V59H57ZM61 58V57H60ZM67 58V57H66ZM69 58V57H68ZM115 58V57H114ZM114 58L113 59H111V60H114ZM132 58V57H131ZM148 58H150L149 56H148ZM156 58H158V57H156ZM177 58H179V57H177ZM176 58V59H177ZM186 58H188V57H186ZM200 58V57H199ZM202 58V57H201ZM25 59H27V58H25ZM159 59V58H158ZM193 59H196V58H193ZM192 59V60H193ZM218 59V58H217ZM31 60H33V58L31 59L30 58V61ZM65 60H67V59H65ZM137 60V59H136ZM135 60V61H136ZM179 60H181L182 61V59L180 58ZM188 60V59H187ZM191 59H189V61H190ZM209 60V59H208ZM28 61H29V59H28ZM39 61H41V60H39ZM51 61V62H50ZM49 62H50V69L51 68H54L55 66V64L54 63H56V61H52V60H50ZM140 61V60H139ZM149 61V60H148ZM178 61V60H177ZM197 61H199L198 59H197ZM49 62L48 63H46V64H49ZM180 62V61H179ZM187 62V64L188 63H190V62H188V61H186ZM194 62H196V61H194ZM193 62V63H194ZM200 62V61H199ZM30 63V62H29ZM148 63V62H147ZM147 63H145V64H147ZM150 63V62H149ZM197 63V62H196ZM209 63V62H208ZM43 64H44V62H43ZM43 64H41V65H43ZM110 64H112V63H110ZM113 64H115V62L113 63ZM117 64V63H116ZM131 64V63H130ZM175 64V63H174ZM182 64V63H181ZM192 64V63H191ZM195 64V63H194ZM201 64L202 63H200V65L198 64V66H197V68H199V66H201ZM251 64H255V67H250L249 65H251ZM61 65V64H60ZM65 65V64H64ZM63 65V66H64ZM67 65V64H66ZM103 65V64H102ZM108 65V64H107ZM125 65V64H124ZM142 65V64H141ZM183 65V64H182ZM186 65V64H185ZM207 65H206V67H207ZM62 66V68H64ZM73 66V65H72ZM109 67H112V66H110V65H108ZM142 66H144V65H142ZM148 66V65H147ZM187 66V65H186ZM196 66V65H195ZM205 66V65H204ZM37 67V66H36ZM68 67H70V66H68L67 65V70L69 69ZM105 66H102V68H104ZM109 67H105V69H107V71L106 70H104V69H102L101 68V66L99 67V69L101 68V71H102V73H105V74H108V75H114L113 77H115L114 79L115 80H117V82H118V84H121V85H125V83H124V79H125V76H127L128 75V73L126 72V70L124 71L122 68H121V70L120 71H124L126 74L125 75H123V76H119V75H115V74H113V72L115 73V71L114 70H116V69H114V70H111V71H113V72H111V71H108V69H109ZM144 67H146V65L144 66ZM190 67V71L189 72H187L186 73V75L185 76H181V81L179 80V81H177V82H175V80L176 79H174V82H175V84H173V83H171V84H173L174 85V88L176 89V91H177V94H174V95H172V96H166V95H168V94H170V93H166V85L167 86H169L168 84L169 83H167L166 85L162 82V80H163V78H160L159 76L160 75H158V76H156V74L155 75H152V74H149V73H147V74H143L142 75V80H140V81H142L141 83H140V85H139V88H136L135 89V87L133 88L135 91H137V92H143L144 93V91H146V88H147V86H149L150 87V85L149 84H155L156 85V89H157V91L155 92L157 95H158V97H161L162 98V96H166V98H173V99H176V100H178V106H180V102L182 103V105L183 106H181V108H182V110L184 111V113L186 112V113H190L191 115H190V117L188 116V118L190 119V118H192L191 116H193V118L191 119V120H196V121H198V123H201V122H204L203 123V125L205 124V126L204 127H202V125H201V128H199L200 126H198V128H197V126H196V129H192L190 132H186V133H183L182 131H180V130H183V129H180V128H178L177 130H179L180 132H178L177 130H174V129H172L173 131H174V136H173V140L172 141H174L173 142V144H172V147H173V145L175 144L176 146H174V147H178V149H180L181 148V146L182 147H185V149H186V147L187 148H189V146H188V144L186 145L185 144V146L183 145L186 141L189 143V145L192 147H196V145L198 146H201V145H203L204 143H202V141H204V139H215L217 136H219V134H218V132L220 131V130H215L216 128H215V126L216 127H218L219 126V124H217V123H222V122H225V121H227V122H229V121H231V119L229 120V119H227V120H225L224 119V117H223V115H221V113H223V112H220V108H221V106L219 105V104H217L216 102H218V100L215 102L214 101V99H211L210 100V98H212V96L209 98V99H207V100H201V97H199L198 96V100L197 99H195V98H193L196 94H198V93H196L193 97H191V95H190V97H186V96H184V89H185V86H184V82L185 81H187V80H189L190 78H196V80L197 79H199L198 78V76H200L199 74H198V72L200 71V70H198L197 68H195L194 66H189ZM38 68H40V67H38ZM44 67H42L41 66V68L40 69H43ZM47 68V67H46ZM46 68H44V69H46ZM59 68V67H58ZM58 68H56L55 70H56V73L55 72H51V70H53V71H55L54 69H51L50 70V72L46 75V73H45V77H48L49 76V78H45L44 76V78L45 79H49V81L47 82V84L48 85H46V86H50V85H52L53 87H52V89H50L51 88V86H50V88H49V90L52 92V90H53V92L56 90V88H57V86L61 83H59L57 86H56V88L54 87V83L55 82H57V77L59 76V75H57V74H61V71H59V70H61L60 68H59V70H58ZM113 68H116V66L115 67H113ZM132 68V67H131ZM140 68V67H139ZM155 68V67H154ZM43 69V70H44ZM76 69V68H75ZM141 69V68H140ZM140 69H139V71H140ZM148 69V68H147ZM146 69V70H147ZM187 68H185V70H186ZM47 70V69H46ZM72 70V69H71ZM70 70V71H71ZM110 70V69H109ZM133 70V69H132ZM153 70V69H152ZM157 70V69H156ZM172 70V69H171ZM201 70H203V69H201ZM64 71H65V69H64ZM100 71V70H99ZM188 71V70H187ZM68 72V71H67ZM71 72H73L74 73V71H71ZM70 72V73H71ZM175 72V71H174ZM41 73V72H40ZM69 73V72H68ZM102 73H99V74H102ZM144 73H146V72H144ZM155 73V72H154ZM176 73V72H175ZM205 74L204 75H206L207 73L206 72H204ZM161 74V73H160ZM179 74H181V73H179ZM56 75H57V77H56ZM104 77H105V75L104 74H102ZM162 75H164V73L162 74ZM166 75V74H165ZM182 75H184V74H182ZM209 74H208V76H210ZM213 75V74H212ZM211 75V76H212ZM61 76V75H60ZM59 76V77H60ZM68 76H70V75H68L67 74V76H66V78H65V80L67 79V77ZM137 76V75H136ZM56 77V78H55ZM63 77H65L64 75H63ZM75 77H76V75H75ZM112 77V76H111ZM110 77V78H111ZM130 77H132V76H130ZM129 77V78H130ZM140 78V76H137V78ZM159 77V78H158ZM161 77H163V76H161ZM165 77V76H164ZM175 77V76H174ZM180 77V76H179ZM106 79H107V76L105 77ZM104 78V79H105ZM109 78V77H108ZM135 78V77H134ZM178 78V77H177ZM207 79H209V77H206ZM54 79H56V81H54ZM136 79V78H135ZM162 79V80H161ZM207 79H205L206 81H207ZM215 79V78H214ZM39 80V79H38ZM47 80H45V81H47ZM111 80V79H110ZM132 80V79H131ZM168 80V79H167ZM166 80V81H167ZM204 80V81H205ZM40 81V80H39ZM42 81H44V80H42ZM64 81V80H63ZM69 81V80H68ZM125 81H126V79H125ZM140 81H138V82H140ZM165 80H164V82H166ZM170 81V80H169ZM168 81V82H169ZM198 81H200V79L198 80ZM202 82H203V80H201ZM109 82V81H108ZM107 82V83H108ZM188 82V81H187ZM41 83V82H40ZM64 83L67 85V82H65L64 81ZM204 83H206V82H204ZM208 83V82H207ZM45 84V83H44ZM131 84V83H130ZM186 84V83H185ZM42 85V84H41ZM189 85V84H188ZM206 85V84H205ZM70 86V85H69ZM68 86V87H69ZM112 86V85H111ZM152 86V85H151ZM201 86V85H200ZM218 86V85H217ZM63 87H65V85L63 86ZM131 87V86H130ZM148 87V88H149ZM187 87V86H186ZM196 87V86H195ZM42 88H43V86H42ZM60 88H61V86H60ZM66 88V87H65ZM152 88H153V86H152ZM171 88H173V87H171ZM173 88V89H174ZM188 88H190V87H188ZM187 88V89H188ZM201 88V87H200ZM218 88V87H217ZM57 89H59V88H57ZM62 89V88H61ZM132 89V90H133ZM155 89V88H154ZM196 89V88H195ZM60 90V89H59ZM68 90V89H67ZM66 90V91H67ZM115 90V89H114ZM189 90V89H188ZM187 90V91H188ZM198 91H200L199 89H197ZM196 90V91H197ZM219 90V92H220V89H218ZM41 91H43V89H41ZM48 92L47 91V89L45 88L44 89V92ZM58 91V90H57ZM62 91V90H61ZM61 91H60V93H61ZM69 91V90H68ZM113 91V90H112ZM124 91H125V89H124ZM124 91H123V93H124ZM195 91V90H194ZM224 91V90H223ZM225 91V92H226ZM35 92H36V90H35ZM38 92V91H37ZM70 92V91H69ZM130 92H133V91H130ZM186 92V91H185ZM224 92V93H225ZM59 93V94H60ZM113 93V92H112ZM117 93V92H116ZM136 92H134V94H135ZM143 93L141 94V95H143ZM223 93V92H222ZM42 94V93H41ZM40 94V95H41ZM45 94H48V93H45ZM55 94H57L56 92H55ZM118 94V93H117ZM134 94L132 93V95L134 96ZM146 94H149L148 92L146 93ZM213 94V93H212ZM220 94V93H219ZM38 95V94H37ZM40 95L38 96V97H40ZM50 95H51V93H50ZM58 95V94H57ZM61 95V94H60ZM60 95H58V96H60ZM63 95V94H62ZM70 95V94H69ZM141 95H139V96H141ZM171 95V94H170ZM186 95H187V93H186ZM200 95V94H199ZM203 95V94H202ZM207 95V94H206ZM215 95V94H214ZM218 95V94H217ZM35 96V95H34ZM34 96H33V98H34ZM49 96V95H48ZM53 96V95H52ZM56 96V95H55ZM109 96H111V95H109ZM112 96H115V95H112ZM120 96H122V97H124L123 95H120ZM130 96H131V94H130ZM138 95H137V97L136 98H138L139 97ZM197 96V95H196ZM226 96V95H225ZM253 98H252V97ZM258 97V99L257 98H255V97ZM43 99H42V101L45 99L44 98V96L42 95L41 96ZM46 97V96H45ZM62 97V96H61ZM61 97H60V99H61ZM121 97V99H123ZM126 97V96H125ZM153 97V96H152ZM222 97V96H221ZM224 97V96H223ZM236 97V98H237ZM241 97V98H240ZM47 98V97H46ZM127 98V97H126ZM199 98H200V100H199ZM213 98H214V96H213ZM217 98H220L219 96L217 97ZM41 99V98H40ZM125 99V98H124ZM123 99V100H124ZM129 99V98H128ZM157 99H159V98H157ZM203 99V98H202ZM221 99V98H220ZM225 99V98H224ZM238 99V98H237ZM51 100V99H50ZM58 100V99H57ZM107 100V99H106ZM105 100V101H106ZM169 100H171V99H169ZM223 100V99H222ZM35 101H37V100H35ZM41 101V102H42ZM45 101V100H44ZM46 101H48V100H46ZM52 101V100H51ZM61 101V100H60ZM117 101V100H116ZM172 101V100H171ZM221 100H219V102H220ZM235 101V102H234ZM244 101H242V102H244ZM249 101V100H248ZM55 102V101H54ZM108 102V101H107ZM136 102V101H135ZM135 102H133L134 104H135ZM47 103V102H46ZM58 103V102H57ZM61 102H59V104H60ZM109 103V102H108ZM173 103V102H172ZM175 103V102H174ZM223 103V102H222ZM45 104V103H44ZM52 104V103H51ZM53 104H55L56 105V103H53ZM112 104V103H111ZM117 104V103H116ZM119 104V103H118ZM130 104V103H129ZM32 105V104H31ZM47 105H49V104H47ZM123 105V104H122ZM131 105V104H130ZM170 105V104H169ZM240 105V104H239ZM45 106V105H44ZM223 106V107H224ZM235 106V107H234ZM40 107H43L42 105L40 106ZM40 107H38L39 109H40ZM123 107V106H122ZM221 108L222 110L225 108ZM38 108H34V110H36V109H38ZM48 108H49V106H48ZM129 108V107H128ZM167 108V107H166ZM169 108H171V106L170 107H168V109ZM173 108V107H172ZM32 109V108H31ZM45 109H46V107H45ZM176 109V108H175ZM228 109H226V110H228ZM236 109V108H235ZM33 110V109H32ZM41 110V109H40ZM124 110H125V108H124ZM178 110H179V114H181L182 115V113H180V111H182V110H180V108H178ZM221 110V111H222ZM225 110V109H224ZM225 110V111H226ZM29 111V110H28ZM58 111V110H57ZM167 111V110H166ZM170 111H172V110H170ZM232 111H233V113H232ZM256 111V112H257ZM11 112V111H10ZM46 112V111H45ZM56 112V111H55ZM60 112V111H59ZM58 112V113H59ZM175 112H176V110H175ZM175 112H174V110H173V113L175 114ZM176 112V113H177ZM247 112V111H246ZM14 113V112H13ZM36 113V112H35ZM52 113V112H51ZM54 113V112H53ZM57 113V112H56ZM56 113H54V115H56ZM173 113H172V115H173ZM248 113H250V112H248ZM12 114V113H11ZM50 114V113H49ZM27 115V114H26ZM59 115V114H58ZM63 115V114H62ZM114 115H115V117H120L119 116V114H118V112H115L114 113ZM170 112H169V117L168 118H170ZM171 115V116H172ZM178 115V114H177ZM176 114H175V117H173L171 120H172V122H180V121H183V120H185V119H183V117L182 116H177ZM248 115V114H247ZM246 115V116H247ZM8 116V115H7ZM35 116H38V115H36L35 114ZM49 116H52V115H49ZM61 116V115H60ZM174 116V115H173ZM225 116V115H224ZM229 117H230V115H228ZM233 116V115H232ZM17 117V116H16ZM45 117V116H44ZM65 117V116H64ZM226 117V116H225ZM7 118V117H6ZM12 118V117H11ZM14 118V117H13ZM51 118V117H50ZM59 119H61L60 117H58ZM188 118H187V120L186 121H189L188 120ZM231 118V117H230ZM251 118V117H250ZM249 118V119H250ZM3 121H4V118H1ZM1 119H0V121H1ZM10 119V118H9ZM9 119H7V120H9ZM65 119V122H67V123H70V124H68V125H71L70 126V128L72 127V126H76V122H74L73 121V119H66V118H64ZM63 119V120H64ZM54 120V119H53ZM78 120H80V119H78ZM92 120V119H91ZM162 120V119H161ZM171 120H169V121H171ZM11 121V119L8 121V122H10ZM52 121V120H51ZM72 121L74 122V124H71L72 123ZM195 121V122H196ZM248 121V120H247ZM262 121V120H261ZM78 122V121H77ZM171 122V123H172ZM191 123H192V121H190ZM1 123V122H0ZM230 123V122H229ZM248 123H251V122H247L246 124H245V126L246 127H244V130H245V128L247 129L248 128V126L250 127V128H253L252 126H256L254 123V125H249ZM232 124V123H231ZM247 124H248V126H247ZM259 124H261L260 123V121H259ZM263 124V123H262ZM121 125V124H120ZM173 125V124H172ZM218 125V126H217ZM258 125V124H257ZM78 126V125H77ZM77 126H76V128H77ZM84 126V125H83ZM174 126V125H173ZM175 126H177L176 124H175ZM174 126V127H175ZM259 126V125H258ZM257 126V127H258ZM62 127V126H61ZM85 127V126H84ZM84 127H82V128H84ZM88 127H91L90 125L88 126ZM125 127V126H124ZM149 127V126H148ZM178 127V126H177ZM183 126H181V128H182ZM185 127H186V125H185ZM223 127V126H222ZM228 127V126H227ZM233 127V125L231 126V128ZM14 128V127H13ZM73 128V127H72ZM76 128H74L75 130H76ZM81 128V127H80ZM92 128V127H91ZM127 128V127H126ZM135 128V127H134ZM151 128V127H150ZM224 128V127H223ZM222 128V129H223ZM46 129H47V127H46ZM50 129V128H49ZM66 130H68L67 129V127L65 128ZM136 129V128H135ZM217 129H221V128H217ZM222 129H221V131H222ZM254 129V131L253 132H255L256 131V128H253ZM258 129H260V130H257L256 132H257V134H256V132H255V134L252 132V130L250 131L251 133H253V135L255 136V135H259V134H261V133H259L260 131L261 132H264V128H263V126H262V128H260V126H259V128ZM114 130V129H113ZM125 130V129H124ZM172 130H171V132H172ZM232 130V129H231ZM230 130V131H231ZM15 131V130H14ZM42 131H44L45 132V130H43L42 129ZM74 131V130H73ZM91 130H87V129H82V130H80V131H78V135L81 137V138H83V139H92L94 142H95V140L93 139V138H98V140H100V138H101V134H102V131H97V132H95V133H92V132H90ZM111 131V130H110ZM175 131H177V132H175ZM216 131H218V132H216ZM220 131V132H221ZM223 131H224V129H223ZM228 132H229V129L227 130ZM259 131V132H258ZM49 132V131H48ZM66 131H64L63 132V134L65 133ZM72 132V131H71ZM109 132V131H108ZM114 132V131H113ZM117 132H119V131H117ZM225 132H226V130H225ZM234 132L236 133L237 132V128L236 129H234ZM234 132H230L232 135H233V133ZM245 132V131H244ZM4 133H5V131H4ZM3 133V134H4ZM7 133V132H6ZM76 132L74 131V132H72V134H75ZM139 133V132H138ZM151 133V130L149 129V128H145L144 130H143V134L145 135V134H147V135H149ZM216 133H217V136H216ZM234 133V134H235ZM239 132H237V134H238ZM251 133H249V134H246V135H248L247 137H250V136H252V135H250ZM8 134V133H7ZM47 134V133H46ZM66 134V133H65ZM111 134H113V133H111ZM118 134V133H117ZM136 134V133H135ZM142 134V132H141V136L143 135ZM221 135H222V133H220ZM223 134H225V133H223ZM231 134L229 135V134H227V135H225L226 136V138H224L226 141H227V146L224 148V149H226V150H230V151H232V147L231 146H235V141H236V144H238L237 143V141L239 142L241 139H240V137L239 138H237V139H232V136H231ZM237 134H235V135H237ZM243 134V133H242ZM75 135H77V133L75 134ZM74 135V136H75ZM137 135V134H136ZM140 135V134H139ZM151 135V134H150ZM172 135V134H171ZM220 135V136H221ZM245 135V134H244ZM250 135V136H249ZM63 136V135H62ZM66 136V135H65ZM69 136H71V135H69ZM120 136H122L121 134H120ZM216 136V137H215ZM219 136V137H220ZM79 137V138H80ZM124 137V136H123ZM128 137V136H127ZM144 137V136H143ZM169 137V136H168ZM233 137H235V136H233ZM242 137V136H241ZM78 138V139H79ZM114 138V137H113ZM117 138H119V137H117ZM122 138V137H121ZM170 138V137H169ZM244 140H246V136H245V138H244V136L242 137ZM256 138V139H255ZM259 138H262V137H260V135H259V137H254V139L255 140H257V139H259ZM82 139V140H83ZM128 139V138H127ZM166 139V138H165ZM238 139H240V140H238ZM253 139V140H254ZM112 140V139H111ZM184 140V141H183ZM244 140H242V141H244ZM85 141V140H84ZM87 141V140H86ZM91 141V140H90ZM89 141V142H90ZM93 141H92V144H94L93 143ZM129 141V140H128ZM183 141V142H182ZM212 142L214 141L215 142V140H211ZM217 141V140H216ZM247 141V143H248V141L249 140H246ZM252 141V140H251ZM250 141V142H251ZM257 141H259V140H257ZM263 143H261V145H259V146H264V138H263ZM100 142V141H99ZM208 142H209V140H208ZM220 142V141H219ZM223 143H225V141H222ZM250 142H249V144H250ZM87 142H85V144H86ZM102 143V142H101ZM172 143V142H171ZM202 143V144H201ZM209 143H211V142H209ZM216 143V142H215ZM222 143V144H223ZM240 143H243V142H240ZM244 143H246V142H244ZM246 143V144H247ZM252 143V142H251ZM88 144V143H87ZM91 144V143H90ZM159 144V143H158ZM194 144H196V145H194ZM201 144V145H200ZM205 144H207V143H205ZM204 144V145H205ZM218 144V143H217ZM216 144V145H217ZM220 144V143H219ZM233 144V145H232ZM252 144H256V143H252ZM252 144H250V146L252 145ZM257 144H260V142L259 143H257ZM263 144V145H262ZM103 145V144H102ZM207 145H212V144H207ZM224 145V144H223ZM248 145V144H247ZM125 146H127V145H125ZM206 146V145H205ZM204 146V148L205 149H201L202 150V152L201 153H197V155L198 154H200V155H203V156H200L201 157V162L203 163L202 164V174H205L203 177H204V179L205 180H207V177H206V173L208 172V170L209 169H207L208 167L210 168V165L208 164L207 166L205 165L206 163H209L210 162V164H211V161L213 162L214 161V164H211L212 166L214 165V170H213V173L214 172H217L216 174H212L211 176H217V174L218 175H220V173H222L223 172V170H225V168H227V165L225 166V168L223 167L224 165H223V163L224 162H228L229 163V161L228 160H226V161H224V157H221L222 156V154H221V156H220V154H218V150L219 149H221V144H220V146L221 147H219L218 148V145H217V147L216 148H218V150L217 149H215V151L217 150V153L215 152V157H214V155H211L212 153L210 152V150H209V146L207 147H205ZM213 146V145H212ZM215 146V145H214ZM214 146H213V148H214ZM238 148H239V145H236ZM241 146H243V144H240V148H241ZM244 146H246V145H244ZM254 146V145H253ZM252 146V147H253ZM85 147V146H84ZM99 147V146H98ZM163 147V146H162ZM190 147V148H191ZM193 147H192V150H193ZM203 147V146H202ZM248 147H249V145H248ZM251 147V148H252ZM107 148V147H106ZM131 148V147H130ZM189 148V149H190ZM208 148V149H207ZM212 148V149H213ZM223 148V147H222ZM239 148V149H240ZM244 147H242L241 148V152L244 154L240 159H239V157L241 156V154L239 155V157H238V160L236 159V161H238V163L236 162V161H234V163L236 162V166L238 165L239 166V168H236L235 167V165H234V163H233V165H232V167L234 166L235 167V170H237V169H239V170H237V171H240V169H242V166L241 165H243V163L244 164H246L247 162L249 163V169L251 168L250 166L251 165H254V162H255V164H258V162H261V160H263V162H261V163H259L258 165H257V167H260V166H262V167H264V156L262 155V154H264V153H262V151L260 152L261 154H259V152H257V149L256 148H260V147H253L254 148V150L256 151H252V150H250V149H246V151L247 152H243V151H245L244 149H243ZM263 148V147H262ZM262 148H260V149H262ZM127 149V148H126ZM129 149V148H128ZM163 149H164V147H163ZM166 149V148H165ZM178 149H176V151H178V152H176V153H178L179 155H182V151L180 152ZM184 149V151H185V154L184 155H187V151L189 150V149H187V151ZM234 149H235V147H234ZM242 149H243V151H242ZM260 149H259V151H260ZM42 150V149H41ZM88 150H90V149H88ZM97 150V149H96ZM102 150V149H101ZM105 150V149H104ZM195 150V149H194ZM193 150V152L192 153H195V151ZM199 150H200V148H199ZM209 150V151H208ZM131 151H132V149H131ZM208 151V152H207ZM213 151H214V149H213ZM235 151V150H234ZM190 152V151H189ZM196 152H198V150L196 151ZM209 152H210V154H209ZM220 152V151H219ZM225 151H223V152H221V153H224ZM236 152H238V151H235V152H233V153H236ZM263 152H264V150H263ZM98 153V152H97ZM168 153V152H167ZM207 153L210 155V156H212V159L214 158V160H212V159H209V160H206L208 157V155H207ZM214 153V152H213ZM258 153V154H257ZM104 154V153H103ZM130 154H131V152H130ZM171 154H173V153H171ZM229 154H230V152H229ZM237 154V153H236ZM236 154H234L232 157H235V155ZM176 155V154H175ZM179 155H176V156H178V157H176V159L178 158V159H180V158H182L181 160L183 161V158H184V160H185V157H184V155H182V157H179ZM188 155H191V153L189 154L188 153ZM197 156L196 155V153L195 154H193V156ZM107 156V155H106ZM166 156V155H165ZM192 156V157H193ZM194 156V157H195ZM207 157L206 159H204V157ZM229 156V155H228ZM227 156V158H231V157H228ZM237 156L238 155H236V158H237ZM261 156V157H260ZM262 156H263V158H262ZM66 157V156H65ZM104 157V156H103ZM166 157H168V156H166ZM171 157V156H170ZM188 157V156H187ZM186 157V158H187ZM64 158V157H63ZM105 158V157H104ZM160 158H162V157H160ZM165 158V157H164ZM164 158H162V160L164 159ZM189 158H190V156L188 157V160H189ZM196 158H198L197 160H199L200 158L199 157H196ZM210 158V157H209ZM226 158V157H225ZM260 158H261V160H260ZM191 159V158H190ZM233 159V158H232ZM231 159V160H232ZM235 159V158H234ZM260 161H259V160ZM59 160V159H58ZM98 160V159H97ZM167 160V159H166ZM165 160V161H166ZM175 160V159H174ZM180 160V161H181ZM187 160V159H186ZM185 160V161H186ZM187 160V161H188ZM195 160L196 159H194V166H195V163H196V165H197V162H195ZM203 160V161H202ZM223 160V161H222ZM257 160H258V162H257ZM101 161V160H100ZM160 161H161V159H160ZM179 161V160H178ZM185 161H183V163L185 162ZM208 161V162H207ZM61 162V161H60ZM65 162V161H64ZM67 162V161H66ZM174 162V161H173ZM177 162V161H176ZM188 162H191V160H189ZM193 162V161H192ZM201 162H198L199 164L201 163ZM182 163V164H183ZM186 163V162H185ZM231 163H232V161H231ZM231 163H229V165L231 164ZM247 163V164H248ZM58 164V163H57ZM60 164V163H59ZM61 164H62V162H61ZM163 164V163H162ZM169 164V163H168ZM187 164H189V163H187ZM193 164H191V166L193 165ZM251 164V165H250ZM261 164V165H260ZM63 165V164H62ZM66 165H67V163H66ZM165 165V164H164ZM184 165H186V164H184ZM228 165V170L226 169V172H224L223 174H224V179L226 178V180H227V184H225L226 186L225 187H227V189H229L228 190V192L227 193H229L228 195V197H221V198H219L220 196H222V194H218L219 192L221 193L222 192V190H224V189H222L221 191H219V189H221V188H223V187H221V188H216V185H215V190L216 189H218V191L216 190V192H217V194H215V195H213L214 197H216V196H218V198H213V197H211V191L213 192V187L214 186H212V189H210L211 191L210 192H208V193H210V198H206V196H204L203 198L202 197H200L198 200H199V202L197 203V210H194L195 209V207H194V209L192 208V206H191V204L193 203V202H189V201H187L188 203H190V205H185V206H182V204L179 206L180 208H178L179 210H180V212L179 213H183L184 214V216L182 215V217H185L186 215V217L189 219V220H191L192 219V222H193V218H190V217H188L189 216V214H192V213H194V212H197L198 213V215L199 216H196V218L198 217L199 219H201L200 221H201V223L203 224V226L202 227H204V228H206V230L207 231H205V234H207L208 232H210V230H208V228H210V226L208 227V225L210 224V222L211 221H213V222H215V221H218V222H215V224L216 223H218V225H219V227H221L220 226V224H219V222H223L222 223V225L224 224V222H226V221H224L225 220V218H226V220H227V216H228V214H231V213H235V212H240V213H242V211L244 212H247L246 210H242V206H243V201H244V199H241L240 200V196H241V198H246L245 197V195L243 196V194H246L247 193V191L248 192H251L252 193V190H253V188H252V190H251V187H253L251 184H254V183H256V181L257 180H255V179H257V178H255L256 177V175H255V173L252 171V173L253 174H250V176H253L255 179L252 181V182H250V183H248V178H249V176H248V178H247V176H246V179H247V181L246 182H244L243 183V185H242V187H240V188H243V189H245V193H241V195L239 196V194H240V192L239 193H237L239 190H240V188H238V191H237V189H236V187H234V186H232V187H228V186H231L230 184L231 183H233L232 181H231V175L233 176V172H235V170H234V168L232 169V170H234L233 172H232V170L230 171L229 169H231L232 167H230ZM260 165V166H259ZM167 166V165H166ZM172 165H170V166H168V168L169 169H171L172 167H171ZM237 166V167H238ZM240 166H241V168H240ZM185 167H187V166H185ZM184 167V168H185ZM230 167V168H229ZM244 168L245 167H247L246 165L245 166H243ZM262 167H260V168H262ZM181 168V167H180ZM183 168V169H184ZM189 168H191V167H189ZM160 169V168H159ZM211 169V168H210ZM212 169H213V167H212ZM211 169V170H212ZM216 169V170H215ZM65 170V169H64ZM161 170V169H160ZM165 170H167V169H165ZM172 170V169H171ZM178 170V169H177ZM190 170V169H189ZM189 170H187V171H189ZM243 170V169H242ZM261 170V169H260ZM263 171H264V168L262 169ZM162 171V170H161ZM168 171H170V170H168ZM173 171V170H172ZM182 171V170H181ZM181 171L179 172V173H181ZM184 171H186V170H184ZM186 171V172H187ZM210 171V170H209ZM237 171H236V173H237ZM245 171V170H244ZM57 172H61L60 170L59 171H57ZM66 172H67V170H66ZM100 172V171H99ZM156 172V171H155ZM171 172V171H170ZM176 174H175V176L174 177H176V175H178L179 173H177L178 171H174ZM185 172V173H186ZM211 172V171H210ZM207 173V175H209V174H211V173ZM257 172V171H256ZM258 172H259V169H258ZM63 173V172H62ZM173 173V172H172ZM171 173V174H172ZM182 173H184L183 171H182ZM185 173L183 174V175H185ZM190 173H191V171H190ZM194 173V172H193ZM192 173V174H193ZM198 173H199V171H198ZM235 173V174H236ZM240 173V172H239ZM238 173V174H239ZM243 173V172H242ZM261 173V172H260ZM157 174V173H156ZM170 174V175H171ZM222 174V175H223ZM234 174V175H235ZM238 174H236V177H237V175ZM24 175V174H23ZM155 175V174H154ZM159 175V174H158ZM173 175V174H172ZM171 175V176H172ZM181 175V174H180ZM179 175V176H180ZM201 175V174H200ZM200 175L199 174H197L196 175V173H194V175L192 176V175H189V176H191V177H188V178H195L196 176H199L198 178H200ZM59 176V175H58ZM94 176V175H93ZM166 176V175H165ZM195 176V177H194ZM243 176V175H242ZM241 176V178L239 179V180H242L243 181V177L245 178V176H243L242 177ZM26 177V176H25ZM54 177V176H53ZM52 177V178H53ZM95 177V176H94ZM140 177V176H139ZM144 176H142L141 178H143ZM155 178H156V175L154 176ZM161 177H162V175H161ZM183 177V176H182ZM210 177V176H209ZM167 178H169V177H167ZM202 178V177H201ZM217 178H219V177H217ZM146 179V178H145ZM158 179H160V178H158ZM165 179V178H164ZM182 179V178H181ZM204 179H202V182L203 181H205ZM211 179V178H210ZM209 178H208V180H210ZM213 179V178H212ZM211 179V180H212ZM220 179H221V177H220ZM233 179V178H232ZM245 179V180H246ZM55 180V179H54ZM94 180V179H93ZM156 180V179H155ZM180 180V179H179ZM207 180V181H208ZM183 181V180H182ZM181 181V182H182ZM186 181H187V177H186ZM189 181V180H188ZM188 181H187V183H188ZM219 181V179L217 180V182ZM236 181H238V180H236ZM242 181H239L240 183L242 182ZM134 182V181H133ZM157 182V181H156ZM179 182V181H178ZM195 182V181H194ZM217 182H216V184H217ZM51 183H53V182H51ZM127 183H129L128 181H127ZM136 183V182H135ZM141 183V182H140ZM150 183V182H149ZM158 183V182H157ZM166 183V182H165ZM177 183V182H176ZM180 183V182H179ZM193 183V182H192ZM206 183V182H205ZM204 183V184H205ZM211 182H209L208 181V184H210ZM239 183V184H240ZM260 183V182H259ZM47 184V183H46ZM45 184V185H46ZM194 184V183H193ZM203 184V186H205ZM220 184L221 185H223L222 184V182L221 183H218L217 184V186L219 185L220 186ZM236 184V183H235ZM244 184H250L251 185V187H247L246 185V187L244 186ZM258 184V183H257ZM77 185H79V184H77ZM127 185V184H126ZM129 185V184H128ZM131 185V184H130ZM133 185H135V184H133ZM153 185V184H152ZM184 185V184H183ZM185 185H187L186 183H185ZM192 185V184H191ZM190 185V186H191ZM238 185V184H237ZM250 185H248V186H250ZM82 186V185H81ZM84 186V185H83ZM149 186V185H148ZM209 186V185H208ZM256 186V185H255ZM257 186H259V184L257 185ZM46 187V186H45ZM95 187H97V186H95ZM129 187V186H128ZM131 187V186H130ZM132 187H134V186H132ZM159 187V186H158ZM185 187V186H184ZM193 187V186H192ZM49 188V187H48ZM47 188V192L51 189H48ZM120 188V187H119ZM118 188V189H119ZM182 188V187H181ZM186 188L187 189H189V188H191V187H189L188 188V186H186ZM197 188H198V185H197ZM246 188H249L248 190H246ZM261 188V190L264 188V185H263V187H260ZM43 189L44 188H42V191H43ZM56 189V188H55ZM162 189V188H161ZM193 189V191H196V190H194V187L192 188ZM243 189L242 190H240L241 192H244L243 191ZM94 190V189H93ZM121 190V189H120ZM231 190H236L235 192H233V194L231 195ZM51 191V190H50ZM89 191H91L90 189L87 191V192H89ZM150 191V190H149ZM186 191V190H185ZM227 190H225V192H226ZM229 191H231V192H229ZM258 191H260V190H258ZM258 191H256V192H258ZM263 191V190H262ZM47 192H46V194H47ZM82 192V191H81ZM84 192V191H83ZM96 192V191H95ZM155 192V191H154ZM183 192V191H182ZM256 192L254 191L253 193H255L256 194ZM42 193V192H41ZM45 193V192H44ZM43 193V194H44ZM51 193L52 194H47L48 196H50V195H54L55 194V192L53 193V190L51 191ZM86 193V192H85ZM92 193V192H91ZM94 193V192H93ZM181 193V192H180ZM183 193H186V192H183ZM187 193H189V191H187ZM186 193V194H187ZM192 192L190 191V194H191ZM196 193V192H195ZM194 193V194H195ZM206 192H204V194H205ZM208 193L206 194V195H208ZM226 193V194H227ZM234 193L236 194V195H234ZM260 193V192H259ZM36 194V193H35ZM39 194V196L41 197V195L42 194H40V192L38 193ZM81 194V193H80ZM125 194H127V193H125ZM214 194V193H213ZM238 194V195H237ZM262 194V192L260 193V194H258L257 193V195H255V196H257L256 198H257V200L259 201V202H261V201H264V195H261ZM263 194H264V192H263ZM83 195H87L88 196V193L87 194H84L83 193ZM90 195H92V194H90V192H89V199H91V197H90ZM182 196H183V194H181ZM189 194H187V196H188ZM199 195V194H198ZM237 196L239 199H237L236 197L235 198H233L234 196ZM247 195V194H246ZM248 195H250L249 193H248ZM260 195V196H259ZM43 196V195H42ZM44 196H46V195H44ZM46 197V198H43V197H41V201L44 203V205H42V203H41V201L40 202H37L39 205H40V203H41V206L42 207H46V208H48L49 209V207H47L46 206V204H45V202H48L49 203V201L47 200V198H50V197ZM181 196V197H182ZM209 196V195H208ZM207 196V197H208ZM232 198H231V197ZM262 196V197H261ZM53 197V196H52ZM82 197V196H81ZM83 197H85V196H83ZM185 197H186V195H185ZM184 197V198H185ZM195 197V200H196V196H194ZM248 197V196H247ZM253 197V196H252ZM258 197H260L261 199H263V200H259L258 199ZM54 198V197H53ZM183 198V199H184ZM187 198V197H186ZM184 199L183 201H185L186 202V200H188V199ZM191 198H193V197H191ZM205 198V200H203ZM255 198V199H256ZM86 199V198H85ZM84 199V200H85ZM93 199V198H92ZM126 199V198H125ZM129 199H130V197H129ZM139 199V198H138ZM83 200V199H82ZM135 200V199H134ZM148 200H149V198H148ZM202 200V201H201ZM238 200V201H237ZM243 200V201H242ZM257 200H255V201H257ZM38 201H39V199H38ZM86 201V200H85ZM88 202H87V204L89 203V200H87ZM120 201V200H119ZM119 201H118V203H119ZM140 201V200H139ZM254 201V202H255ZM256 202L257 204H261V203H263L262 204V208H263V206H264V202H261V203H259V202ZM84 201H81V203H83ZM93 202V201H92ZM138 202V201H137ZM142 202V201H141ZM179 202V201H178ZM48 203H47V205H48ZM85 203V202H84ZM94 203V202H93ZM92 203V204H93ZM114 203V202H113ZM124 203V202H123ZM133 203V202H132ZM143 203V202H142ZM153 203V202H152ZM162 203V202H161ZM160 203V204H161ZM171 203V202H170ZM50 204V203H49ZM53 204V203H52ZM77 204H79V202L77 203ZM116 204V203H115ZM120 204V203H119ZM138 204V203H137ZM140 204V203H139ZM148 204H150V207H151V202H149ZM173 204V203H172ZM176 204V206L177 205H179V204H177V203H175ZM183 204H185V203H183ZM84 206L86 205V203L85 204H83ZM118 205V204H117ZM121 205H123V204H121ZM136 204H134L133 203V207H138L139 208V205H136ZM144 205V204H143ZM147 205V204H146ZM145 205V206H146ZM245 205V204H244ZM49 206V205H48ZM65 206V205H64ZM80 206V205H79ZM78 206V207H79ZM86 206H90V205H86ZM93 206L94 205H92V207L91 208H93ZM112 206V205H111ZM126 206H127V204H126ZM162 206V205H161ZM168 206H170V205H168ZM191 206V207H190ZM260 206V205H259ZM122 207V206H121ZM128 207V206H127ZM127 207L125 208V210L127 209ZM83 208V207H82ZM116 208V207H115ZM141 208V207H140ZM153 208V207H152ZM151 208V209H152ZM171 208V207H170ZM245 208V207H244ZM42 209V210H41ZM63 209V208H62ZM67 209V208H66ZM69 209V208H68ZM85 210L87 209V207L86 208H84ZM83 209V210H84ZM124 209V208H123ZM122 209V210H123ZM137 209V208H136ZM150 209V210H151ZM154 209V208H153ZM168 208H166V210H167ZM44 210H47V209H44ZM50 210V209H49ZM52 210V209H51ZM75 210H77V209H75ZM82 210V209H81ZM111 210V209H110ZM120 210V209H119ZM138 210V209H137ZM136 210V211H137ZM149 210V209H148ZM165 210V211H166ZM173 210V209H172ZM257 211H259L258 209H256ZM262 211L261 212H263V210L264 209H261ZM43 211V208H41L40 207V212H42ZM69 211H71V210H69ZM88 211H90V208H89V210ZM87 211V212H88ZM112 211V210H111ZM110 211V212H111ZM115 211V210H114ZM117 211V210H116ZM124 211V210H123ZM127 212L128 211H130V210H126ZM157 211V210H156ZM161 211V213H162V210H160ZM159 211V212H160ZM168 211H171V210H168ZM176 211V209H174V211H172L173 213ZM38 212V211H37ZM46 212V211H45ZM50 212H52V214H53V211H50ZM83 212H86V211H83ZM113 212V211H112ZM119 212H121V211H119ZM119 212H117V213H119ZM139 212V211H138ZM138 212H136V214L138 213ZM167 212V211H166ZM260 212V211H259ZM116 213V212H115ZM126 213V212H125ZM130 213V212H129ZM128 213V215L130 216L131 214H129ZM133 213H135V212H133ZM147 213V212H146ZM176 213V212H175ZM38 214H41V213H39L38 212ZM42 214H44L43 212H42ZM51 214V215H52ZM87 214V213H86ZM89 214H91V213H89ZM163 214V213H162ZM177 214V213H176ZM186 214V215H185ZM242 214H244V216L246 215L245 213H242ZM242 214H240V215H242ZM260 214V213H259ZM264 214V213H263ZM50 215V214H49ZM54 216H55V214H53ZM52 215V216H53ZM119 215H120V213H119ZM123 215V214H122ZM127 214L126 215H124L125 216V218H124V216H122L124 219H125V221L124 222H122L124 219L123 218H121L120 220V222L122 223V224H124V223H129L128 224V226L131 224V221H129V222H127L128 220H129V218H131V217H126V216H128ZM133 215V214H132ZM139 215H140V213H139ZM138 215V216H139ZM179 215V214H178ZM177 215V216H178ZM180 215V216H181ZM196 215V214H195ZM237 215V214H236ZM249 215V214H248ZM258 215V214H257ZM43 216V215H42ZM41 216V217H42ZM51 216V217H52ZM69 216V215H68ZM109 216V215H108ZM158 216V215H157ZM156 216V217H157ZM162 217H163V215H161ZM190 216H194L193 214L192 215H190ZM263 216V215H262ZM44 217V216H43ZM94 217V216H93ZM114 217V216H113ZM136 217V216H135ZM134 217V218H135ZM182 217H178V219H177V222H178V220H180V223H181V218ZM230 217V216H229ZM234 216H232V218H233ZM239 217V216H238ZM40 218V217H39ZM109 218V217H108ZM133 218V217H132ZM137 218V217H136ZM139 218V217H138ZM160 218V217H159ZM173 218H174V216H173ZM186 218V220H188ZM194 218H195V216H194ZM195 218V219H196ZM240 218V217H239ZM242 218H244V217H241V221H242V225L245 223V218H247L246 216H245V218L244 219H242ZM46 219V218H45ZM52 219V218H51ZM50 219V220H51ZM114 219V218H113ZM118 219V218H117ZM17 220H18V218H17ZM108 220V219H107ZM119 220V219H118ZM132 220V219H131ZM183 220V219H182ZM13 221H15V220H13ZM21 221V220H20ZM19 221V222H20ZM53 221V219L51 220V221H49L50 223ZM113 221V220H112ZM140 221V220H139ZM161 221V220H160ZM163 221V220H162ZM197 222H198V220H196ZM195 221V222H196ZM9 222V221H8ZM8 222H7V224H8ZM37 222L39 223V221L37 220ZM41 222H44L43 220H41ZM54 222V221H53ZM177 222H174L175 223V226H174V224L172 225V226H174L173 228H175V227H177V226H179V227H182L183 225H187L186 223H189V224H191L190 226L191 227H194L193 226V224H196V223H191V221H189V222H187V221H185L184 223H181V224H183L182 226L180 225V223L178 224ZM213 222H212V225H215V224H213ZM5 223V222H4ZM15 223L17 224V222L15 221ZM14 223V224H15ZM45 224L47 223V224H49L48 222H44ZM110 223V222H109ZM168 223V222H167ZM167 223H165V224H167ZM173 223V222H172ZM177 223V224H176ZM199 223V225H200V222H198ZM232 223V222H231ZM37 224V223H36ZM43 224V223H42ZM98 224H99V222H98ZM118 223H116V225H117ZM153 224V223H152ZM201 224V225H202ZM234 224H236V223H234ZM9 225V224H8ZM41 225V224H40ZM51 224H49L48 226L49 227H51L52 228V225L50 226ZM109 225V224H108ZM111 225V224H110ZM115 225V226H116ZM155 225H157V223L155 224ZM160 225V224H159ZM158 225V226H159ZM211 225V226H212ZM218 225L216 226L217 227V229L215 228V226H214V228H215V230H216V233H217V231H221V230H218ZM238 224H236V226H237ZM9 226H11V225H9ZM17 226H18V224H17ZM36 226V225H35ZM34 226V229L35 228H37V227H35ZM44 225H42V227H43ZM46 226V225H45ZM48 226H47V228H48ZM132 226V225H131ZM152 226V225H151ZM163 226V225H162ZM170 226V225H169ZM230 226H233V225H230ZM238 226H241L240 225V223H239V225ZM237 226V227H238ZM12 227H15V225L14 226H12ZM27 227H29V226H27ZM27 227H25L26 229H28ZM38 227H40V226H38ZM111 227V226H110ZM114 227V226H113ZM130 227V226H129ZM157 227V226H156ZM188 227V226H187ZM186 226L184 227L185 228V230H187L186 232H184L183 231V234H186V233H188L189 232V234L190 235H193V233L194 232H192V231H194V230H192V229H195V232H196V229H197V227L195 226V228H191L190 229V227H188L187 228ZM208 227V228H207ZM51 228H49L48 230H50ZM132 228V227H131ZM166 228V227H165ZM165 228H163V229H165ZM172 228V229H173ZM184 228H182V229H184ZM200 228H201V226H200ZM204 228H202V231L204 230ZM212 228V227H211ZM210 228V229H211ZM214 228L212 229V231H213V233H212V231L210 232L211 234H212V237H211V240L213 239V238H215V236H216V238L218 237L217 235L219 234V237H224V232H219V233H217V234H215V236H214ZM232 228V227H231ZM233 228H234V226H233ZM262 228H264V227H262ZM8 229H9V227H8ZM19 229V228H18ZM22 229V228H21ZM24 229V228H23ZM25 229V230H26ZM157 229H159V228H157ZM161 229H162V227H161ZM176 229H178V228H176ZM176 229H174V231L176 230ZM235 229H239V227L238 228H234L233 229V231H232V233H230L231 231H229V232H226V236H227V233H229L230 234V236H229V234H228V237H229V239H228V244H225L226 245V248L224 249V250H221L220 248H215L214 246H208V245H206V246H201V245H199V248H203L204 249V251H202L201 249H197V248H195V246H193V247H190L191 245H189L188 246V244L186 243V246H185V244H184V246L182 247V244H181V248L182 249H180V247H179V249L178 250H176V251H179V252H177L178 254H176V253H173L174 255H176V257L175 256H173V257H170V255L169 256H167L166 254V256H164V255H162L161 256V254L162 253H160V257H158V256H155L154 254H153V256H151L152 255V253H151V250H150V255L148 256V259H150L149 257H151V259H150V263L147 261V263L148 264H246V262H244L245 260H241L240 259V256H239V249H241V236L239 237V235H241L240 234V232L241 231H239V230H235ZM240 229H242V227L240 228ZM12 230V229H11ZM10 230V231H11ZM30 230H32V229H29V231ZM41 230L44 232V229L43 228H41ZM47 230V229H46ZM180 231H181V229H179ZM198 230V229H197ZM227 230H230V228L229 229H227ZM262 230L264 231V229H261L260 228V233L258 234V239H256V241H255V238H254V241H251V242H253V245H255V244H257L258 246H260V243H262V242H264V232H262ZM28 230L26 231V235L25 236H27V232H29ZM32 231H34V230H32ZM38 231V230H37ZM159 231V230H158ZM163 231H165V230H163ZM174 231H173V233H174ZM180 231H176V232H178V233H180ZM223 231V230H222ZM258 231H256V232H258ZM167 232H168V230H167ZM171 233H172V231H170ZM199 232V231H198ZM207 232V233H206ZM261 232H262V234H263V236H262V234H261ZM20 233V232H19ZM18 233V234H19ZM31 233V232H30ZM36 233L37 232H35V237H36ZM39 233V232H38ZM46 233V232H45ZM44 233V234H45ZM147 233V232H146ZM160 233V232H159ZM163 233V232H162ZM182 233V232H181ZM179 234V236L180 235H182L183 236V234ZM200 233H202L201 232V230H200V232L199 233H197L196 234V237H197V235H200ZM210 233H208L209 234V239L208 240H210V236H211V234ZM221 233H223V234H221ZM12 234H14V233H12ZM12 234H10L11 236H13ZM22 234H23V230H22ZM44 234H41V235H44ZM136 234V233H135ZM257 234V233H256ZM33 235V234H32ZM40 235V236H41ZM140 235V234H139ZM155 235V234H154ZM158 235V234H157ZM161 235V234H160ZM164 235L165 236H167L166 235V233L164 232ZM163 235V236H164ZM190 235L188 236V238H190ZM222 235V236H221ZM261 235V236H260ZM29 236H30V234H29ZM28 236V237H29ZM47 236V235H46ZM45 236V237H46ZM148 236H151V235H148ZM169 236H171V234L169 233V235L167 236V237H169ZM176 236V237H175ZM175 236H173V237H175V238H179V236L177 237V235H175ZM214 236V237H213ZM253 236V235H252ZM262 237V238H260V237ZM18 237V236H17ZM24 237V236H23ZM28 237H26L27 239H28ZM31 237V236H30ZM33 237V236H32ZM166 237V238H167ZM192 237V236H191ZM199 237V236H198ZM205 237H206V235H205ZM257 237V236H256ZM14 238V237H13ZM12 238V239H13ZM21 238H22V236H21ZM26 238H25V240H26ZM39 238V237H38ZM38 238H37V240H38ZM149 238V237H148ZM147 237L146 238H144V243H148V241H145V239L147 240L148 239ZM151 238H154V237H152L151 236ZM160 238V237H159ZM169 238H171V237H169ZM168 238V239H169ZM192 238H194V237H192ZM191 238V239H192ZM204 238V237H203ZM203 238H201L202 239V241H203ZM207 238V237H206ZM206 238H204V240H207ZM248 238V237H247ZM40 239H43V238H40ZM88 239V238H87ZM141 239V238H140ZM139 239V240H140ZM142 239H143V237H142ZM156 239V238H155ZM190 239V240H191ZM200 239V240H201ZM224 239V238H223ZM222 239V240H223ZM252 239V238H251ZM23 240V239H22ZM25 240H23V241H25ZM30 241H31V239H29ZM90 240V239H89ZM88 240V241H89ZM127 240V239H126ZM136 240H138V238L136 239ZM149 240V239H148ZM193 240V239H192ZM199 240V239H198ZM197 240V241H198ZM208 240L205 242V243H207L208 242ZM216 241H217V239H215ZM214 240V241H215ZM221 239H219V241H220ZM221 240V241H222ZM249 240V239H248ZM28 241V240H27ZM135 241V240H134ZM141 241V240H140ZM151 241H153V239H151L150 240V242ZM169 241H171V240H169ZM194 241V240H193ZM192 241V242H193ZM196 241V242H197ZM142 242V243H143ZM149 242V243H150ZM154 242H155V240H154ZM165 242H166V240H165ZM186 242H189L188 241V239L186 240ZM191 242V243H192ZM213 242V241H212ZM256 242V243H255ZM25 243H27V242H25ZM35 243V242H34ZM130 243V242H129ZM128 243V244H129ZM144 243L142 244V245H144ZM152 243V242H151ZM160 244L162 243V241H160L159 242ZM185 243V242H184ZM216 243V242H215ZM255 243V244H254ZM28 244H30L29 242H28ZM41 244V243H40ZM40 244H37V245H39L40 246ZM139 244V243H138ZM190 244V243H189ZM197 244V243H196ZM123 247L127 250L128 249V252H130V254H127L128 252H126V253H124L126 256L127 255H129L128 257H126L125 256V259H126V261H122L121 262V264L123 263V264H137L138 262H139V258L141 259V258H143L144 256H145V253L146 252H144L143 250H145L146 248H148V247H142V248H145V249H142V248H138L139 250H135V249H133V248H135V247H133V246H131V248L129 247V245L127 246V243H125V241L123 242ZM141 245V246H142ZM148 244H145V246H147ZM156 245V244H155ZM252 245V246H253ZM264 245V244H263ZM30 246V250H31V246H32V244H30L29 245ZM38 246V250H40V249H42V247L40 248ZM42 246V245H41ZM116 246V245H115ZM122 246V245H121ZM138 247H139V245H137ZM221 246V245H220ZM258 246H256V247H254V249L255 248H257ZM27 247V246H26ZM37 247V246H36ZM35 247V248H36ZM129 247V248H128ZM133 247V248H132ZM149 247H150V245H149ZM153 247V246H152ZM219 247V246H218ZM222 247V246H221ZM246 247H248L247 245H246ZM29 247H27V249H28ZM40 248V249H39ZM105 248V247H104ZM107 248V247H106ZM123 248V249H124ZM249 248V247H248ZM252 248V247H251ZM259 248V247H258ZM261 248L263 249L264 247L263 246H261ZM260 248V249H261ZM114 249V248H113ZM262 249H261V252H262ZM120 250V249H119ZM198 250H201L200 252H202V253H200V252H198ZM245 250H250V248L249 249H245ZM41 251V250H40ZM116 251H117V249H116ZM121 251V250H120ZM148 251H149V248H148ZM244 251V250H243ZM258 251H259V249H258ZM101 252H102V250H101ZM125 252V251H124ZM174 252V251H173ZM263 252H264V250H263ZM43 253H45V251H43ZM94 252H92V254H93ZM97 253V252H96ZM170 253V252H169ZM247 253V252H246ZM260 253V252H259ZM40 255L42 254V252H40L39 253ZM142 254H144V256H142V257H139L137 260H136V257H138V256H140V255H142ZM148 254H149V252H148ZM147 253H146V255H148ZM171 254H172V252H171ZM172 254V255H173ZM264 254V253H263ZM46 255V254H45ZM121 255V254H120ZM138 255V256H137ZM171 255V256H172ZM241 255H243V254H241ZM101 256V255H100ZM100 256H99V258H100ZM260 256H262L261 254H260ZM46 257V256H45ZM45 257H44V259H45ZM87 257V256H86ZM96 257V256H95ZM102 257H103V255H102ZM146 257V256H145ZM144 257V258H145ZM244 257V256H243ZM247 256H245V258H246ZM143 258V259H144ZM262 258H264V257H262ZM41 259H43V258H41ZM43 259V260H44ZM143 259H141V260H143ZM147 259V258H146ZM147 259V260H148ZM37 260V259H36ZM42 260V261H43ZM140 260V261H141ZM138 261V262H137ZM144 261H145V259H144ZM33 262V261H32ZM20 263H21V261H20ZM44 263V262H43ZM141 263V262H140ZM139 263V264H140ZM145 263H146V261H145ZM26 264V263H25ZM31 264V263H30ZM44 264H46V263H44ZM248 264H250L249 262H248Z\"/></svg>",
	"mask_w": 264,
	"mask_h": 264
},
{
	"label": "snow or ice",
	"instance_id": "obj_3",
	"mask_svg": "<svg viewBox=\"0 0 264 264\" xmlns=\"http://www.w3.org/2000/svg\"><path fill=\"white\" fill-rule=\"evenodd\" d=\"M241 56L243 57L244 63H247L250 58H252L251 51H244V52H238L237 53V60L238 62L241 59ZM250 67H255V64L249 65ZM259 67H260V74L259 77H257L256 82L260 84L261 87H264V49H261L259 53Z\"/></svg>",
	"mask_w": 264,
	"mask_h": 264
}]
</instances>
